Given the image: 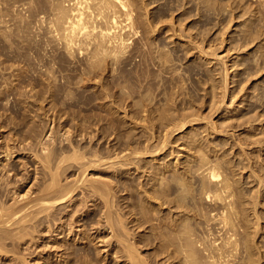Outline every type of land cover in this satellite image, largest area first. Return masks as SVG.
<instances>
[{"label": "bare ground", "instance_id": "bare-ground-1", "mask_svg": "<svg viewBox=\"0 0 264 264\" xmlns=\"http://www.w3.org/2000/svg\"><path fill=\"white\" fill-rule=\"evenodd\" d=\"M147 1V0H146ZM150 1V0H149ZM148 1V2H149ZM157 1V0H156ZM170 1V0H169ZM172 1V0H171ZM170 1V2H171ZM177 1V0H176ZM182 1V0H181ZM180 0L178 1L179 2V4H181L182 5V3L184 4V2H186V0L183 2L182 1V3H180L181 2ZM196 1V0H195ZM197 1H199V0H197ZM209 1V0H208ZM207 1V3H206V0L205 1H203L204 3H206L207 4V7H208V2ZM212 1H214V0H212ZM211 0H210V3H212V9H214V10H218V8H219V6H221V4H222V2H224V1H226V2H224L225 4H230V2H228L227 3V0H224V1H221V4L219 5V4H217V5H219L218 6V8H217V5L216 6H214V4H213V2H212ZM215 1H217V0H215ZM219 1V0H218ZM229 1V0H228ZM236 1L237 0H234V2L236 3ZM247 1H249V0H246L245 2H247ZM251 1V0H250ZM249 1V2H250ZM256 1V0H255ZM263 1V0H262ZM138 2L139 3H141L142 4V2H141V0L139 1H134V0H0V56H2V55H4L5 56V59L6 60H10L11 61V64H12V62L14 61V62H17V61H24V62H26V64H27V62L28 63H30V64H32V65H34V64H37V65H44V67L43 68H41V69H39L40 70V75H39V73H38V75L36 76V77H38V76H40L41 77V79H42V76H43V79L41 80V82L42 83H37V84H41V85H43V83H44V85H45V89H44V86H43V89L42 90H45V91H47V93L49 92V95H44V97L46 96V97H52L53 99H51V100H53V104L55 105V104H57L56 102H58V101H55V100H59V101H61V102H59V104H63V103H65L66 104V100H70L71 98H73V100L74 99H78L79 98V96H78V94L76 93V92H79V90L77 91H74L73 89H75V88H72L73 87V83H74V87H76V88H79V87H77V85L79 84L78 82L80 81H82L83 82V76H87L85 79H89V76H90V78H94V76H95V78L97 79V77H98V75H101V70H104V68H106V67H109V65L110 66H112V68L114 69H112L113 70V73H114V71H115V73H117V74H120V73H118L115 69H117V68H119L120 67V63L122 64H124V68L125 69H128L129 70V68H128V64H130V65H132L131 63H128V61H133V59L132 58H136V59H139V58H137V56H139V54H140V56H142V54L145 52V54H147V55H145V54H143V55H145V57L144 58H146L147 56H148V54H151L150 52H152L153 51V42H154V40L152 39L153 37H154V35H155V29H157V28H155L156 26H154V24H157V23H154L153 22V20H154V18H155V14H157L156 12V8H155V10H152V12L154 11V18H153V14L151 15L152 17H151V19H149V17L148 16H150L149 14H147V11H149L150 9H146V11H143L144 9V7L143 8H141V7H139V6H141V5H138ZM153 2H155L154 0H153ZM153 2H150V3H153ZM159 2V1H158ZM161 2H163V0L162 1H160L159 3H161ZM168 2V0L166 1L165 0V3H164V5L166 4ZM187 2L188 3H190L188 0H187ZM192 2L194 3V4H192ZM192 2L190 3V4H188V6H189V8H191V7H194L195 8V6H193V5H196L197 6V8L199 7L198 5L199 4H195V2H194V0H192ZM200 2V1H199ZM201 2H202V0H201ZM220 2V1H219ZM232 2V1H231ZM234 2H233V4H234ZM241 2H242V0H241ZM243 2H244V0H243ZM257 2V1H256ZM255 2V3H256ZM258 2H260L261 3V0H259ZM264 2V1H263ZM1 3L2 4H4L5 6H3V5H1ZM169 3V2H168ZM168 3L166 4V5H168ZM172 4H173V1L171 2ZM209 3V4H210ZM223 3V5H225ZM251 3V2H250ZM252 3H253V0H252ZM154 4V3H153ZM161 4H163V3H161ZM172 4H171V6H172ZM175 4H178L177 2H175ZM175 4H173V6L175 7ZM186 4V3H185ZM184 4V5H185ZM201 4H203V3H201ZM206 4H203V5H206ZM237 4V3H236ZM238 4H239V2H238ZM238 4H237V7H238ZM244 4V3H243ZM257 4V3H256ZM144 5V4H143ZM148 5V4H147ZM147 5H146V7H147ZM150 5V4H149ZM157 5V4H156ZM155 4H154V6H156ZM180 5V6H181ZM192 5V6H191ZM221 6V7H223V11H222V8H221V10H218V11H216V12H218V14L220 15L221 13V11L224 13V11H225V9H227L226 7H224V6ZM231 5V4H230ZM229 5V6H230ZM242 5V4H241ZM260 4H258V6H259ZM158 6V5H157ZM170 6V8H174L173 6L171 7ZM177 6V5H176ZM178 7V8H182V7H186V6H182V7ZM214 6V7H213ZM227 6V5H226ZM236 6V5H235ZM251 6V5H250ZM263 6V5H262ZM149 7V6H148ZM151 7V6H150ZM149 7V8H150ZM159 7V6H158ZM160 7H162V6H160ZM201 7L202 6H200V8H198V9H196L197 11L198 10H203L204 9V7H202L203 9H201ZM206 7V6H205ZM211 7V6H210ZM205 8V9H207V10H209V9H211V8ZM234 7V6H233ZM232 7V8H233ZM253 6H251V8H252ZM255 7H257V6H255ZM254 7V8H255ZM138 8L139 9H141V10H138ZM163 9L162 10H164V6L162 7ZM176 9H178L177 7H175ZM216 8V9H215ZM225 8V9H224ZM230 8V7H229ZM243 8V7H242ZM244 8L246 9H244L246 12H247V8L244 6ZM248 8H249V6H248ZM261 8V7H260ZM260 8H258V9H260ZM166 9H167V6H166ZM176 9H174V12H171V11H173L172 9H169L170 10V12L172 13H170L169 12V10H164L165 12H168L169 14H171V15H173L174 16V14L173 13H178V12H175L176 11ZM183 9V8H182ZM186 9V8H185ZM188 9V8H187ZM186 9V10H187ZM205 9H204V11H205ZM235 9V8H234ZM250 9V8H249ZM249 9H248V11H249ZM158 10H161V9H158ZM185 10V11H186ZM228 10V9H227ZM243 10V11H244ZM143 11V12H142ZM178 11H181V9H179ZM184 11V10H183ZM211 11H213V10H211ZM210 11V12H211ZM243 11H242V13H241V15H240V17L242 16L243 17V15H245L244 13H246V12H244L243 13ZM263 9H262V12L260 11L259 13H261V15H263L262 13H263ZM144 13V12H146V16L144 17H142V13ZM150 12H151V10H150ZM151 12V13H152ZM161 12V11H160ZM214 12V11H213ZM216 12H214V13H216ZM252 12V11H251ZM250 12V13H251ZM167 13V14H168ZM181 14H186L187 12H180ZM199 13V12H198ZM201 13V12H200ZM202 13H206V12H203L202 11ZM202 13H201V15H202ZM208 13H209V11H208ZM222 13V14H223ZM233 13V12H232ZM145 14V13H144ZM160 14V13H159ZM212 14V13H211ZM221 14V15H222ZM226 14V13H225ZM256 15L258 14V13H255ZM254 14V16L256 17V15ZM158 15V14H157ZM198 15V14H197ZM214 15V14H213ZM212 15V16H213ZM261 15H257L259 18H260V16ZM159 16V15H158ZM157 16V17H158ZM161 17V19H162V14L160 15ZM205 16V15H204ZM206 16H207V13H206ZM205 16V19L207 18ZM208 16H210V13H209V15ZM216 16H218L217 14H216ZM235 16V15H234ZM156 17V19H158ZM202 17V16H201ZM211 17V16H210ZM210 17H208L207 19H209ZM221 17V16H220ZM241 17V18H242ZM247 17V16H246ZM249 17V16H248ZM153 18V19H152ZM168 18V17H167ZM232 18V17H231ZM231 18L228 20V23L229 22H233L234 21V18H233V21L231 20ZM252 18H254L253 17V15H252ZM252 18H251V20H252ZM258 18V19H259ZM261 18H262V16H261ZM165 19V18H164ZM172 18L170 17V20H171ZM192 19V18H191ZM190 19V20H191ZM202 19H204V18H202ZM220 19V18H219ZM247 19V18H246ZM255 19V18H254ZM263 19V18H262ZM169 20V21H170ZM211 20V19H210ZM236 20V19H235ZM250 19L247 21V22H249V21H251ZM264 20V19H263ZM155 21V20H154ZM158 21H160V19L158 20ZM162 21H163V19L161 20V22L160 23H162ZM167 21V19L164 21V23ZM173 21H174V17H173ZM172 21V22H173ZM204 21V20H203ZM209 20H207V22H208ZM219 21V20H218ZM244 21H245V19H244ZM255 21V20H254ZM254 21L252 22L254 25L256 24V23H254ZM259 21V23L261 24V22H260V19L258 20ZM155 22H157V21H155ZM171 22V23H172ZM211 22V21H210ZM246 22V23H247ZM257 22V21H256ZM154 23V24H153ZM168 23V22H167ZM227 23V24H228ZM242 23H244L243 21L241 22V24ZM251 23V22H250ZM250 23H247V25L245 24V25H241V27H243L242 29L244 30V34L246 35V36H248L249 37V35L251 34V36H252V42H249V43H255L254 41L256 40L257 42H260V41H258V40H260V38L262 37H264V36H261L260 35V37H259V34H263V28H264V26H262V24L261 25H259L258 23V25H259V28H258V25L256 26V27H253V24H252V26H250L251 24ZM170 24V23H169ZM161 25V24H160ZM166 25V24H165ZM171 25H175L174 24V22H173V24H170V25H168L169 26V28H170V26ZM219 25V24H218ZM250 26L251 28H249L250 30V33H249V35H247L248 33H247V31H248V29H247V31L244 29V27L246 26ZM158 26H159V24H158ZM164 26V25H163ZM162 26V27H163ZM229 26V25H228ZM228 26L226 27V28H228ZM232 26V25H231ZM263 28H262V27ZM193 27V26H192ZM230 27V26H229ZM241 27H240V31H241ZM253 27V28H252ZM260 27L262 28V32L260 31V33L258 32L259 31V29H260ZM161 28V27H160ZM166 28H167V26H166ZM173 28H175V27H173ZM184 28V27H183ZM222 28V27H221ZM258 29V30H255V29ZM159 29V28H158ZM157 29V30H158ZM162 29H164V28H161V30ZM176 29V28H175ZM224 29V28H223ZM234 29V28H233ZM252 29V30H251ZM168 30V29H167ZM167 30H165L166 31V33H167ZM170 30V29H169ZM185 30V29H184ZM193 30H194V28H193ZM208 30V29H207ZM237 30H238V27H237ZM237 30H236V32H237ZM171 32L172 31H174L175 32V30L174 29H172V30H170ZM179 31V30H178ZM177 31V32H178ZM180 31H182L181 29H180ZM198 31V30H197ZM205 31V30H204ZM212 31V30H211ZM239 31V30H238ZM246 31V32H245ZM163 32H164V30H163ZM169 32V31H168ZM171 32H169V33H171ZM208 32V31H207ZM225 32V31H224ZM227 32V31H226ZM225 32V33H226ZM159 33L161 34V31H159ZM176 33V32H175ZM180 34L182 33V32H179ZM189 33V32H188ZM199 32H197L195 35L197 36V34H198ZM201 33V32H200ZM198 34V35H201V34ZM220 33V32H219ZM242 33V32H241ZM163 34H165V33H163ZM177 34V33H176ZM180 34H178V35H180ZM183 34H184V32H183ZM205 34V33H204ZM166 36L168 35V33L167 34H165ZM174 35V34H173ZM177 35V36H178ZM182 35V34H181ZM189 35V36H188ZM188 35H186V37H189V38H191L192 36H191V33L190 34H188ZM226 35V34H225ZM235 35H237V34H235ZM244 35V37H245V39H246V41L249 39V41H251V37L250 38H248V37H246ZM144 36H145V40H141V39H143L144 38ZM162 36L163 35H161V38H162ZM191 36V37H190ZM209 36V35H208ZM228 36V35H227ZM232 36H234V35H232ZM231 36V37H232ZM240 36H242L243 37V33H242V35H239V37ZM137 37V38H136ZM156 37V36H155ZM154 37V38H155ZM158 37V36H157ZM164 38H166L165 36H163ZM168 37V36H167ZM170 37H171V35H170ZM169 37V38H170ZM175 37V36H174ZM179 37V36H178ZM183 37H185V34H184V36L182 35V38ZM185 37V38H186ZM200 37V36H199ZM207 37V36H206ZM222 37V36H221ZM220 37V38H221ZM236 37V36H235ZM235 37H233V38H235ZM239 37H238V39H239ZM256 37L257 38H259L258 40L256 39ZM159 38V37H158ZM180 38V37H179ZM193 38V40H191V41H193V42H191L190 40H188L189 42H191V43H193L194 44V41L198 38V36H197V38H194V37H192ZM191 38V39H192ZM201 38V37H200ZM211 38V37H210ZM223 38V37H222ZM221 38V39H222ZM160 39V38H159ZM159 39H157V41H156V45L158 46V45H160L159 43H161V41L162 40H160V42L158 41ZM224 39V38H223ZM222 39V40H223ZM235 39H237V38H235ZM235 39H233V40H235ZM240 39H241V37H240ZM240 39H239V41H240ZM255 39V40H254ZM138 40H141L142 42L143 41H145L143 44H144V46H146L147 45V48L145 47V49H147V50H142L140 47H135L133 44V42H137ZM165 40H167V39H165ZM165 40H163L164 42H162V43H165V44H161V46H160V51H159V49H157L158 50V54H160L161 53V49L166 45L167 47H168V49H169V47L171 48V51H172V47H171V45L170 46H168L169 44H168V41L167 42H165ZM170 40H172V39H170ZM169 40V41H170ZM198 40H199V38H198ZM203 39H201L200 41H202ZM217 40V39H216ZM220 40V39H219ZM225 40V39H224ZM262 40H264V38L262 39ZM140 41V42H141ZM183 41H185V39H183ZM197 41V40H196ZM195 41V42H196ZM200 41H198V43L200 42ZM236 41V40H235ZM238 41V42H239ZM135 42V43H136ZM158 42V43H157ZM171 42V41H170ZM179 42H180V40H179ZM188 42V44L190 45V43ZM202 42H204V41H202ZM209 42V41H208ZM238 42H237V45H238ZM243 38H242V40L239 42V45H240V43H242L243 44ZM263 42V41H262ZM133 43V44H132ZM138 43V42H137ZM167 43V44H166ZM171 43H174V42H171ZM181 43H182V41H181ZM181 43H179V44H181ZM197 43V44H198ZM201 43V42H200ZM199 43V44H200ZM215 43V42H214ZM221 43V42H220ZM222 43H223V41H222ZM225 43V42H224ZM249 43H246V44H249ZM142 43H140L139 45H143ZM177 44H178V42H177ZM176 44V45H177ZM183 44V43H182ZM185 44H187V42L186 43H184L183 45L184 46H182V45H180V46H182V47H185ZM192 44V45H193ZM196 44V43H195ZM194 44V45H195ZM202 44V43H201ZM256 44V43H255ZM133 45V46H132ZM138 45V44H137ZM138 45V46H139ZM155 45V46H156ZM162 45H163V47H162ZM189 45H187L188 46V48H189ZM217 45V44H216ZM223 45V44H222ZM234 45V44H233ZM232 45V46H233ZM244 45H245V42H244ZM243 45V46H244ZM250 45V44H249ZM258 45V44H257ZM259 45H261V42L259 43ZM258 45V46H259ZM131 46L134 48H136V52H137V54H136V57H135V55H132V50H134L133 48H132V50H131ZM144 46H142V48L144 47ZM156 46V47H157ZM164 47V49L162 50L164 53H170L169 51H170V49L169 50H167V49H165V48H167V47ZM178 46V45H177ZM186 46V47H187ZM200 46V45H199ZM199 46H198V48H199ZM204 46V45H203ZM212 46V45H211ZM215 46V45H214ZM246 46H248V45H245L243 48L245 49V47ZM252 46V45H251ZM250 46V47H251ZM152 47V48H151ZM156 47H154L155 49H156ZM162 47V48H161ZM173 47H175L174 45H173ZM179 47V46H178ZM177 47V48H178ZM185 47V48H186ZM192 47H195V46H192ZM215 47H217V46H215ZM222 47V46H221ZM230 47V46H229ZM237 47V46H236ZM239 47V46H238ZM241 47V46H240ZM249 47V48H250ZM257 47V46H256ZM150 48L152 49V51H150ZM159 48V47H158ZM187 48V49H188ZM195 48H197V47H195ZM201 48H202V45H201ZM199 49L200 51V54L201 53H203L204 51H206V50H203V49ZM219 48V47H218ZM217 48V49H218ZM231 48V47H230ZM247 48V47H246ZM263 48V47H262ZM262 48H260V49H258L259 51H258V53L260 54V50H262ZM173 49H175V48H173ZM191 49H193V48H191ZM205 49V48H204ZM207 49V48H206ZM213 49V48H212ZM164 50H167L166 52L164 51ZM176 50V49H175ZM174 50V51H175ZM179 50H181V48L179 47ZM196 50V49H195ZM216 50V49H215ZM228 50V49H227ZM230 50V49H229ZM135 51V50H134ZM133 51V52H134ZM155 51L156 50H154V52H152V54L151 55H153V53L155 54ZM189 52L191 51L190 49L188 50ZM187 51V52H188ZM203 51V52H202ZM208 51V50H207ZM214 51V50H213ZM211 52V54L213 53V55H215V54H217V55H215L214 56V58L216 57V58H218L217 56H218V53H216V52ZM236 51V50H235ZM245 51V50H244ZM263 51H264V48H263ZM157 52V51H156ZM160 52V53H159ZM163 52L161 53V55H158L157 53V55L158 56H160V58H162V56H164L163 58H162V61H164L166 58H165V56H166V54L164 55L163 54ZM186 52V53H187ZM199 52H198V54H199ZM218 52V51H217ZM234 52V51H233ZM239 52V51H238ZM262 52V51H261ZM172 53V52H171ZM170 53V54H171ZM181 53V52H180ZM185 53V54H186ZM194 53V52H193ZM192 53V54H193ZM210 52H208V54H209ZM253 53H255L254 55L255 56H257V53H256V51L255 52H253ZM264 53V52H263ZM262 53V57L264 58V54ZM131 54V55H130ZM155 54V58L157 59V58H159V57H157V55ZM163 54V55H162ZM175 54H176V57L179 55V53H178V55H177V52L175 51ZM220 54V53H219ZM223 54V53H222ZM221 54V55H222ZM240 54V53H239ZM251 54V53H250ZM258 54V55H259ZM151 55H149V56H151ZM172 56H173V53L171 54ZM181 55V54H180ZM180 55L178 56L179 58H180ZM190 55V54H189ZM204 55V54H203ZM213 55H211V57H213ZM261 55V54H260ZM130 57V56H132L131 57V59L132 60H129L127 57ZM134 56V57H133ZM172 56H170V55H168L167 54V58L169 57H171L170 59H172ZM175 56V55H174ZM173 56V58H175ZM196 56V55H195ZM224 56V55H223ZM222 56V57H223ZM228 56V55H227ZM252 56V55H251ZM250 56V57H251ZM153 57V58H154ZM177 57V58H178ZM189 57V56H188ZM221 57V56H220ZM243 57V56H242ZM259 57V56H258ZM141 58V57H140ZM144 58H143V61H144ZM148 58V57H147ZM146 58V60L148 61H150L151 62V59H147ZM169 58H168V62H169ZM198 59H199V57H197ZM201 59L203 58V57H200ZM228 58V57H227ZM248 58H249V56H248ZM247 58V59H248ZM253 58V57H252ZM262 58V60H264ZM4 59V58H3ZM5 59L3 60V61H5ZM128 61H127V60ZM164 59V60H163ZM188 59V58H187ZM219 59H221V58H219ZM236 59V58H235ZM240 59V58H239ZM250 59V58H249ZM256 59V57H254V59L253 60H255ZM258 59V58H257ZM260 59V58H259ZM13 60V61H12ZM139 60H141L142 61V58L141 59H139ZM145 60V62L147 63V61ZM153 60V59H152ZM160 60V59H159ZM159 60H157V64H158V62H159ZM172 60H174V59H172ZM172 60H170V62L169 63H172V65H173V62L175 61H173V62H171ZM181 60H183L182 58L179 60V61H175V64L173 65V66H175L176 65V62L178 63H180L181 62ZM203 60V59H202ZM229 60V59H228ZM238 60V59H237ZM261 60V59H260ZM259 60V61H260ZM124 61H126L125 63H124ZM140 61V62H141ZM161 61V60H160ZM162 61L161 62H159V64L161 63V64H163L162 63ZM166 61V60H165ZM164 61V62H165ZM207 61V60H206ZM222 61H224V60H222ZM225 61H227V60H225ZM249 61V60H248ZM252 61V60H251ZM256 61V60H255ZM254 61V62H255ZM6 62V61H5ZM4 62V63H5ZM24 62H23V65H21L20 67L22 68V67H24V68H26L25 67V64H24ZM73 62V65L71 64ZM154 62H155V64H156V61L154 60ZM167 61H166V63H164V64H166V65H168L169 63H168ZM183 62V61H182ZM181 62V63H182ZM195 62V61H194ZM197 62V61H196ZM205 62V61H204ZM215 62V61H214ZM216 62H217V60H216ZM221 62V61H220ZM239 62H240V60H239ZM246 62V61H245ZM253 62V63H254ZM257 62V61H256ZM40 63V64H39ZM136 63H137V65H138V67H139V64L141 65V63H139L137 60H136ZM136 63L133 65V67L134 66H136ZM139 63V64H138ZM142 63H144V62H142ZM145 63V64H146ZM151 63H153V61L151 62ZM168 63V64H167ZM179 64V65H182V64ZM249 63V62H248ZM247 62H246V65L248 64ZM262 63V62H261ZM16 64V63H15ZM17 64H19L18 62H17ZM16 64V65H17ZM22 64V63H21ZM57 64V65H56ZM154 64V63H153ZM153 64H150V66L148 65V68L150 69V67L151 66H153V70H151L152 71V73H155V71H154V65ZM156 64V65H157ZM158 64V66H161V64L159 65ZM163 64V66L165 67L166 65H164ZM204 64V63H203ZM220 64V63H219ZM237 64V63H236ZM260 64V63H259ZM256 65L257 66V68L258 69H264V65L261 67V64L260 65ZM263 64V63H262ZM32 65H30L29 67L30 68H33L32 67ZM36 65V66H37ZM57 66V71L59 70V72L60 71H62V72H60L61 73V75H60V73L59 72H57L56 71V66ZM119 65V66H118ZM126 65V66H125ZM171 65V64H170ZM172 65H171V67H172ZM178 65V64H177ZM179 65H178V68L179 69H181L180 67H179ZM237 65H239V64H237ZM251 65V64H250ZM5 66V65H4ZM10 65H8V67H9ZM27 66V65H26ZM121 66H123V65H121ZM209 66H211V65H209ZM225 66V65H224ZM235 66V65H234ZM249 66V65H248ZM255 66V65H254ZM260 68H259V67ZM6 67V66H5ZM5 67H4V69H5ZM7 67V68H8ZM13 67H15V65L13 66ZM13 67H11V68H13ZM19 67V68H20ZM38 67H40V66H38ZM130 67V66H129ZM132 67V66H131ZM133 67H132V69H133ZM144 68L143 69H145V67H147V66H143ZM163 67V68H164ZM167 67H169L170 68V66L168 65ZM198 67V66H197ZM203 67V66H202ZM229 67H230V65H229ZM227 65L225 66V69H224V71H221V78L222 79H220L221 80V82H218V81H215V78H212V77H210V75L208 74V76H209V78L211 79V81H210V83L212 84L210 87H211V91H208L209 92V94H211V96L209 95L208 96V99H210L209 101H207L206 100V102L208 103H206L205 102V100L203 99V101L206 103V105L207 106H209V110L207 111V113H204V111H203V113H200V112H202V111H200L201 109H202V107H201V109L199 110V106L198 107H196V101H195V103H194V100L195 99H197V97L196 98H193L192 100H190V96H193L194 95V93H193V95H191L192 93H190L189 94V100L191 101V104H190V102H188L189 103V108L190 109H188V108H186V110H181V111H177L178 112V114H176L175 113V111H174V113H172L173 111V109H178V108H181V107H178L177 105V103L175 104L174 102V104H170V102H169V104L168 103H166L165 105V107H162V105H163V103L161 104V106H160V108H159V106H158V108H154L155 106L157 107V105H155L154 106V103H155V101H156V99H155V101H154V103L152 104V105H150L151 103V92L153 91V88H154V83L156 82V80L154 79V76L153 75H151L152 77H150V76H148V78L147 77H145L146 79H149V77L150 78H152V79H149L148 81H146V79H145V81H143L144 79H143V76L142 77H140V79H138L137 78V76H141L140 74H144V73H146V74H144V76L145 75H147V73L148 74H152V73H149V72H146V71H144L143 72V70H141V72H140V69H138L139 70V73H138V70L136 71L138 74H137V76H135L138 80H141V82H143V85H144V90L143 91H145V93H143L142 92V94L141 93H139V90L140 89H138L137 91H138V94H137V96H138V98H139V100H137V101H135L134 99V102H136L135 104H136V108H135V105H133L132 103H133V100L131 101V95L134 93L132 90H129L128 88H127V86H126V88L124 87V86H119L118 85V83L119 84H121V85H128L129 86V84H135L136 85V83H137V81H135L136 83H134L133 82V79H134V74L136 73L135 72V70H132L131 68V70L132 71H134L133 73L131 72V70L129 71L130 73L128 74V78L126 77L127 76V74H124L123 75V77L124 78H127V79H129V81H130V78H131V73L133 74V79L131 80L132 82H128L129 84H127L126 83V80L127 79H125V81H124V78L123 79H121V80H123L124 81V83L125 84H123V81H121L120 80V77L122 76H120V75H118V81H120V82H118V81H116L117 80V78L113 75V73L111 74V76H113V77H115L114 78V81H116L114 84H117V85H115V86H119V87H121V91L119 92V91H117V92H119L118 94H120L121 95V100L120 101H122V99H123V97L125 96V94H124V96H123V93H125L126 92V95H127V93H128V95L127 96H129L130 98H128V100H130L131 101V104L134 106L133 108V110L131 109V107H130V109L132 110V116L130 115V117L131 118H128V119H130V121L129 122H131L132 124H133V129L131 130V128H129V131L127 132L126 131V128L124 129V127H126V126H124L122 129L120 128V126H121V124L120 123H122L123 121H121L120 120V116H119V118H117V120L116 119H114V121H113V118H115V116L117 115V114H120V113H116L115 114V116L112 118V117H110V115L108 116V118L106 117V116H101L100 115V111L101 110H99V112L97 111V115H99V117H100V120H99V124L101 123V122H103V121H105L104 119L105 118H107V120L108 121H105V122H109V124H113V125H118L119 126V124H120V126L118 127V126H116L117 128H118V130L116 131V127L115 126H113L114 128H115V130H114V132L116 133L115 134V137H112L113 139H115L114 141H112V142H114V143H111V145H109V143L108 142H110L111 141V139H110V137H111V135L109 134V138H107V137H102L104 140H105V138H107L108 139V141L106 142V143H108V145L109 146H106V147H102L103 145H101V146H97V143H98V141H97V143H96V147L95 146H92V145H94L95 143H94V141L92 142V143H94V144H92L90 141H89V147L87 148V146H88V144H86L87 146H86V148L85 149H82V148H84V146L83 147H81L79 144H77V142L75 143L74 142V140L72 139V137H74V136H76V135H74V136H71V138H70V134L68 135L67 133H70V131H72V133L71 134H73V132H75L76 134L78 133L77 131L78 130H86L87 131V128H89V127H87V125L89 124V122L88 121H86L85 122V120L87 119V118H89V117H87V116H85V117H87L86 119H82V122L84 121L85 122V128L83 129V128H81V127H84V123L82 124V122L81 123H79V122H77V121H81V117L83 116L82 114L86 111V114L88 115L89 113H87V110H85L86 109V107H88V103H87V106H86V104H85V106H84V104L82 103V107H84V108H81V109H84L85 111H82V110H80V107H81V104H80V107H78L77 108V105H76V108L78 109V110H80V111H78L77 110V112H80V113H82L81 115L79 114V113H77L76 112V108L73 110V108L75 107V105H73V104H71L72 106H74L73 108L71 107V112H75V118H77L76 120H75V118H74V121H72V120H70V119H73V116H72V118H68L67 116H68V110L70 109L69 107H67V105H66V107L67 108H69L67 111L66 110H64L66 113H63V114H66L67 116V118L69 119V120H67V121H70V123H71V126H72V124H73V122H75V124H80L81 125V129L79 128L78 130L76 129H74L73 127H75V128H77L78 127V125H77V127L74 125V126H72V128L75 130H71V128H70V130L68 131V127L66 128V126H65V124H70L69 122L68 123H64L63 124V126H65V128L66 129H64V130H67V131H62V136L60 137V136H58L60 139H57V138H55V136H54V130L56 129V133H57V131H59L60 129H59V127H58V130H57V125L59 124H55L56 126V128L55 129H53V131H52V129H51V127H49V125L48 124H46L45 126L44 125H42L41 126V128L43 129V132H38V130L39 131H42V130H40L41 128L39 127V124H37L35 121H37V119L35 120L34 118H35V115H36V113H35V111L33 110L34 108L32 107L31 108V106H34V103H30L29 101V104H31V106H27L26 108L27 109H31V110H28V116H31V112L30 111H32V115H34L33 114V112L35 113V115H34V117H33V121L32 120H30V121H32L33 123H29V124H27L28 123V119L27 118H25V116L23 115V114H25V112H26V108L24 107V109H25V112L23 113L21 110H20V105L21 104H23V102H27V100L26 99H29V98H35V97H32L31 95L29 96V93L30 92H32V90L31 89H33V90H35L34 91V94L35 93H37L36 91L37 90H39V89H37L36 90V87L38 86H35V89H34V85L36 84L35 82H36V79H35V82H34V85L33 86H31L32 84H31V82H32V80H30L32 77H30V79H29V83H30V87H32L31 89H30V91H29V93H28V96L26 95V90L25 89H23L24 87L25 88H27V84H29V83H26V85H24V83L22 84V82H21V85L19 84V85H16V83L17 82H14L17 78L15 77V74L16 73H10V74H13V76H11V77H14V78H16V79H14V78H11V79H9L10 78V75L8 76V78L7 77H5L6 79H4V82L3 83H5L6 84V87H5V85L4 84H2V86L4 85V87L3 88H5V89H1V91H0V101H2L0 104H5V105H7L9 108H11V109H13V110H11L12 112L13 111H15V112H17L18 111V109L20 110V112L22 113V115L24 116H21V117H23V121L24 120H26L27 122H26V126L27 125H29L28 127H26L25 126V129H24V132H26L27 130V128L29 129V131H27L26 132V134L27 135H25L24 134V132L22 131V133L25 135H23L24 136V138L22 139V138H20L21 137V133H17V134H20V135H18V136H20V137H18L17 135H16V138L18 139H16L15 137H14V139H12L13 141H12V143H10V139L8 140V142H5L3 145H0V256L1 255H4L5 253H7L8 251H10V250H8L6 247H8V246H6L5 247V245L6 244H8V240H13L11 243L13 244V242L15 243V241L18 239V238H25V236L27 235V234H29V231H30V228L31 229H36L37 227H39L38 225H41V224H46L47 223V226H48V230H51V229H53V231H55L56 229H55V226L56 227H58V225H57V222H55V220H57V218L55 217L56 215L55 214H57V213H55L54 215L55 216H53L54 218H56L55 220H52V213L53 212H51V209L53 208V209H55V206H56V204H57V201L58 202H60V200L62 201V202H64V199H72L73 200V196H72V193L74 192V191H76V189H77V187H79L81 190V193L85 190V189H83V191H82V188H81V185H83L84 187H85V185H86V187L85 188H87V189H89V191H91L92 193H98L99 194V196L101 197H99L100 199H101V202H103V206L101 207V217L97 220V223H96V218L94 219V217L92 216V220H94V223H96L97 225H98V227L97 228H95L96 230L100 227L101 229H102V227H103V229L105 230V231H108L107 232V234H103V233H98V235H97V237H99L100 239H98V240H100L102 243V245L103 246H109V248H110V246L111 245H113L115 242H116V247L118 246V245H120V248H118L119 250L118 251H120L119 253L120 254H122V256H124L125 258V260L126 261H128V264H262V261H263V258H264V253H262V251H261V249H260V246H258V245H260V243L258 244L257 243V239H256V237L258 236L257 234L259 233V231H260V227H259V224H260V221H259V219H260V217L261 216H259L260 214H258L257 213V204L259 203H262V202H259V201H261V199L259 200L258 198L261 196V195H258L257 193H259V192H261L260 190H259V188L257 189L258 191H256V190H254V191H256L257 193V195H255L254 194V192H252V195L250 194H248V191H246L245 190V186L243 185V183L241 182V179L239 178V177H237V175H238V171L236 172V166L234 165L235 163H234V160H232V159H230V156H229V154L232 152V148L230 149V147H229V149L231 150V152H229L227 149H225V147L224 146H228L229 144H225V145H221L222 146V148H223V150L221 151V149L222 148H220L219 146H218V141H217V139L218 138H220L219 136H222V137H224V136H228L229 134V132L230 131H232V132H230V134L231 135H233L234 136V131H235V127H232V126H230L231 128H232V130H230V131H228L229 130V125H231L230 124V122L232 123V121H231V118H230V122L228 121V119H229V117L227 116V115H225V112H224V114H221L220 115V117L218 118V119H214V117H213V114H215V112H217V111H220V108H222V107H220V105H221V103L224 101L225 102V97L227 96V94L228 93H230L231 92V95H232V91L233 90H230V81H229V78L230 77H228V68H229ZM251 67V66H250ZM253 67V66H252ZM251 67V68H252ZM10 68V67H9ZM18 68V67H17ZM34 68H35V65H34ZM110 68V67H109ZM108 68V69H109ZM140 68V67H139ZM141 68H142V66H141ZM147 68V69H148ZM162 68V69H163ZM166 68V67H165ZM169 68L168 69H166V71L168 70L169 71ZM173 68V67H172ZM176 68V69H175ZM207 68V70H210V69H208V67H206ZM255 68V67H254ZM23 69V68H22ZM27 69L28 70H30L29 68H28V66H27ZM67 69H70V70H72L73 72H75L74 74L75 75H77V76H75L74 74H73V72H72V74L74 75V77H72V76H70V75H68L71 71L69 70V73H67V74H64L65 73V71H67ZM96 69H97V72H96ZM107 69V68H106ZM107 69V70H108ZM120 69H122V67L120 68ZM119 69V70H120ZM125 69H124V71L123 72H125V73H127L126 71H125ZM135 69H137V68H135ZM156 72L157 71H159L160 69H161V67H160V69L159 68H157L156 67ZM159 69V70H158ZM174 69L176 70V72H177V70H179V69H177V66H175L174 67ZM197 69V68H196ZM202 69V68H201ZM215 69V68H214ZM248 69V68H247ZM256 69V68H255ZM263 69L262 70H260V71H262L263 72ZM2 70V69H1ZM17 70V69H16ZM18 70H20V69H18ZM38 70V69H37ZM39 70H38V72H39ZM146 70V69H145ZM175 70H174V72H175ZM199 70V69H198ZM204 70H205V67H204ZM238 70V69H237ZM242 70V69H241ZM257 70V69H256ZM255 70V71H256ZM3 71V70H2ZM34 71V70H33ZM93 71H95L96 72V74H95V72H93ZM105 71L106 70H104V72H102V73H105ZM111 71V70H110ZM121 71V70H120ZM119 71V72H120ZM150 71V70H149ZM154 71V72H153ZM180 71V70H179ZM184 71V70H183ZM212 70H210L209 72H211ZM217 71V70H216ZM248 71V70H247ZM251 71V72H250ZM250 73H252V70L250 69ZM3 72H5V71H3ZM8 72V71H7ZM17 72V71H16ZM21 72V74H20V76H19V78H22V74L24 73L23 71H20ZM56 72L61 76V78L60 77H58L59 75H57L56 74ZM68 72V71H67ZM112 72V71H111ZM122 72V71H121ZM143 72V73H142ZM164 72H165V70H164ZM170 72V71H169ZM181 73H182V71H180ZM203 72H205V71H203ZM208 72V71H207ZM223 72V73H222ZM239 72V71H238ZM34 73V72H33ZM32 73V74H33ZM37 73V72H36ZM94 74V75H91V74ZM106 73H108V71H106ZM105 73V74H106ZM110 73V72H109ZM114 73V74H115ZM179 73V72H178ZM180 73V74H181ZM197 73V72H196ZM200 73V72H199ZM253 73H254V71H253ZM256 73V72H255ZM258 73V72H257ZM261 73V72H260ZM3 74V73H2ZM18 74H19V72H18ZM17 74V75H18ZM30 74V73H29ZM29 74H28V76H29ZM71 74V73H70ZM71 74V75H72ZM123 74V73H122ZM158 74H160V73H158ZM157 74V75H158ZM164 73H162V74H160L161 76L163 75ZM167 74H170V73H167ZM173 74V72L170 74V75H172ZM210 74H212L211 76H215V74L213 75V73H210ZM217 74V73H216ZM231 74V73H230ZM236 74H238V73H235L234 74V76L236 75ZM27 75V74H26ZM42 75V76H41ZM108 76H109V74H107ZM116 75V74H115ZM129 75H130V78H129ZM155 75V78H156V74H154ZM186 75H187V73H186ZM202 75V74H201ZM218 75H220V74H218ZM3 76H4V74H3ZM6 76V75H5ZM23 76H24V74H23ZM28 76H25L26 78H29ZM33 76H34V74H33ZM34 76V77H35ZM103 76H104V74H103ZM103 76H102V79H103ZM108 76H107V78H108ZM117 76V75H116ZM120 76V77H119ZM167 76V75H166ZM179 75H177L176 77L177 78H181V76L180 77H178ZM188 76V75H187ZM200 76V75H199ZM236 76H238V75H236ZM253 76V75H252ZM251 76V77H252ZM257 76V75H256ZM24 77V78H25ZM40 77H38V78H40ZM106 77V76H105ZM157 77H160V76H157ZM164 77V76H163ZM162 77V78H163ZM173 77V79H174V75L172 76ZM172 77H170V78H167V79H171L172 80ZM175 77V78H176ZM189 77H191L190 75H189ZM219 77V76H218ZM93 78H92V80H93ZM95 78H94V80H95ZM99 78H101L100 76L98 77V82H101V80L99 79ZM122 78V77H121ZM135 78V80H137ZM165 78V77H164ZM176 78V79H177ZM188 78V77H187ZM199 78V77H198ZM207 78V77H206ZM256 78V77H255ZM79 79H81V80H79ZM111 79L113 80V78L111 77ZM110 79V80H111ZM143 79V80H142ZM155 80V82H154V80ZM159 79V78H158ZM160 79H161V77H160ZM160 79L159 80H157V81H160ZM166 79V80H167ZM183 79V78H182ZM186 79V78H185ZM236 79V78H235ZM249 79V78H248ZM262 79V78H261ZM23 80V79H22ZM38 80V79H37ZM40 80L38 81V82H40ZM43 80H45V81H43ZM104 81H105V79H103ZM164 80V79H163ZM163 80L162 81H160L161 83L163 82ZM184 80V79H183ZM200 80V79H199ZM205 80V79H204ZM264 80V79H263ZM3 81V80H2ZM1 81V82H2ZM17 81H19V80H17ZM33 81H34V79H33ZM86 81V80H85ZM84 81V82H85ZM106 81H107V79H106ZM106 81H105V86H106ZM128 81V80H127ZM175 81V82H174ZM173 82L172 81H166L167 83H169V82H172L173 83V85L172 86H169V85H166V86H168V87H172L173 89L175 88V86H176V88L178 87L177 85L178 84H180V83H178L177 85H174V83H177V81H180L179 79L178 80H174ZM202 81V80H201ZM207 81H208V79H207ZM213 81V82H212ZM261 81V80H260ZM77 84H76V83ZM81 82V83H82ZM83 82V83H84ZM89 82H91V81H89ZM94 82V81H93ZM118 82V83H117ZM144 82H146L145 84H144ZM160 82H159V84H160ZM164 82H165V80H164ZM162 83L163 85L162 86H164V84H167V83ZM217 82L218 83H220V84H217ZM262 82V81H261ZM19 83V82H18ZM85 83H87V81L85 82ZM94 83H97V82H94ZM102 84H103V82H101ZM112 83V84H113ZM158 83V82H157ZM156 83V85H158ZM181 83H182V81H181ZM207 83V82H206ZM209 83V84H210ZM233 83V82H232ZM260 83V82H259ZM69 84H71L72 85V87L71 86H69ZM108 85H110L109 83H107ZM111 84V85H112ZM138 84H139V82H138ZM137 84V85H138ZM140 84H142V83H140ZM139 84V85H140ZM170 84V83H169ZM184 84V83H183ZM246 84V83H245ZM249 84V83H248ZM40 85V86H41ZM80 85H82V87H83V85L84 84H80ZM79 85V86H80ZM88 86H90L89 84H87ZM94 85V84H93ZM101 85V84H100ZM107 85V86H108ZM161 85V84H160ZM258 85V84H257ZM1 86V85H0ZM22 87V86H24L23 88H20V87ZM86 86V85H85ZM88 86L86 87L88 90H89V88H88ZM97 86V85H96ZM105 86H103L104 88H105ZM113 86V85H112ZM142 86V85H141ZM140 86V87H141ZM165 86V87H166ZM174 86V87H173ZM180 86H181V84H180ZM186 86H187V84H186ZM262 86V85H261ZM8 87V88H7ZM29 87V86H28ZM39 87V86H38ZM70 87V88H69ZM98 87H99V84H98ZM109 87V86H108ZM114 87V86H113ZM113 87H112V89H113ZM130 87V89H131V87L132 88H135V87H137V86H135L134 87V85H130L129 86ZM182 87L183 86H181V90H182ZM202 87V86H201ZM218 87L219 88H221V89H219L220 90V92H217V90H218ZM263 87V86H262ZM39 88H42V87H39ZM81 88V87H80ZM79 88V89H80ZM101 88V87H100ZM117 87H115V89H116ZM156 88H157V90L156 91H158V88L159 87H157L156 86ZM172 88H166L168 91V98H170V96H173V95H175L174 93H173V90H171ZM179 88L180 87H178L177 89H178V91H177V89L175 90L174 89V92L175 91H177V92H181L182 93V95H183V97L185 96V93H183L181 90H179ZM191 88V87H190ZM203 88V87H202ZM234 88H236V87H234ZM242 88V87H241ZM244 88V87H243ZM92 89H97L96 87L95 88H92ZM92 89H90V90H92ZM102 89V88H101ZM101 89L99 90L100 92H101ZM109 89H111L110 87H109ZM137 88H135L134 90H136ZM162 89V88H161ZM161 89H159V90H161ZM166 89H164V91L163 92H165V90ZM188 89V88H187ZM207 89V88H206ZM254 89V88H253ZM42 90H39V91H41V92H43ZM83 90H85L84 89V87H83ZM105 90H107V87H106V89ZM105 90H104V92H105ZM117 90H119L118 88H117ZM154 90H155V88H154ZM169 90L173 93V95H170V93L171 92H169ZM184 90V89H183ZM189 90V89H188ZM205 90V89H204ZM203 90V91H204ZM242 90V89H241ZM240 90V91H241ZM249 90V89H248ZM262 90V89H261ZM261 90H260V92H261ZM27 91H28V88H27ZM97 91V90H96ZM99 91H98V93H99ZM102 91H103V89H102ZM110 92L111 91H116V90H109ZM108 90H107V92H109ZM141 91H142V89H141ZM187 91V90H186ZM74 93V94H77V96L76 95H74V96H76V98L75 97H71V98H68V97H70L69 96V94L70 93ZM92 92H93V90H92ZM92 92L90 91V93L89 92H86V93H89L88 95V99H90L89 101H91V103L94 101V100H96L95 98H93V94H92ZM107 92H105V94H108ZM113 92H111V94L112 95H114L113 94ZM117 92H116V94H117ZM123 92V93H122ZM136 92V91H135ZM155 92V91H154ZM166 92V93H167ZM177 92H175L176 93V95L178 94ZM185 92V91H184ZM188 92V91H187ZM186 92V93H187ZM190 92V91H189ZM211 92V93H210ZM72 93L70 94V95H72ZM81 93H83L84 94V91H81ZM80 93V94H81ZM85 93V94H86ZM95 93V92H94ZM97 93V94H98ZM102 93V92H101ZM101 93H100V95H99V97L101 96ZM122 93V94H121ZM157 93V92H156ZM181 93H179L180 95H181ZM203 93H205V92H203ZM243 93V92H242ZM254 93V92H253ZM32 94V93H31ZM33 94V95H34ZM39 94H41L40 92H39ZM39 94H37V96H36V98L35 99H37L38 98V96H39ZM43 94H45V92L43 93ZM96 94V93H95ZM95 94H94V96H95ZM111 94H109V96L111 95ZM131 94V95H130ZM155 94V93H154ZM208 94V93H207ZM255 94H257V93H255ZM26 95V96H25ZM62 95H63V97H67L66 99H65V101H64V98L62 97ZM112 95H111V97H112ZM158 95H159V91H158ZM164 96H162V97H165V94H163ZM167 95V94H166ZM170 95V96H169ZM175 95V96H176ZM179 95V96H180ZM234 95H236V94H234ZM13 96H16L15 98H13ZM23 96H25V97H28V98H22ZM35 96V95H34ZM83 96V95H82ZM104 96V94L102 93V96L101 97H103ZM109 96H106V98H103V99H105L107 102H108V100L110 99V98H108ZM123 96V97H122ZM126 96V97H127ZM134 96H136V93L134 94ZM187 96V95H186ZM204 96H205V94H204ZM238 96H240V95H238ZM41 97V96H40ZM39 97V98H40ZM86 97H87V94H86ZM95 97H97V95L95 96ZM101 97L100 98H97V100H99V99H101ZM117 97V96H116ZM126 97H125V99H126ZM159 97V96H158ZM174 97V96H173ZM177 97V96H176ZM175 97V98H176ZM188 97V96H187ZM187 97H185V98H187ZM206 97V96H205ZM210 97V98H209ZM234 97V96H233ZM237 97V96H236ZM235 97V98H236ZM252 97V96H251ZM257 97V96H256ZM259 97H261V96H259ZM38 98V99H39ZM42 98H43V96H42ZM42 98H40L39 100H41ZM63 98V99H62ZM82 98V97H81ZM84 98V97H83ZM119 98V99H120ZM132 98H136V97H132ZM161 98V97H160ZM166 98V97H165ZM167 98V99H168ZM178 98V97H177ZM176 98V99H177ZM181 98V97H180ZM232 98V97H231ZM239 98V97H238ZM242 98V97H241ZM244 99H242L243 101L244 100H246L245 98L246 97H243ZM247 98H249V97H247ZM255 98V97H254ZM17 99H18V102H19V100L21 101V102H19V103H21V104H19V107H18V104H16V102H17ZM37 99V100H38ZM44 99V98H43ZM48 99V98H47ZM47 99H45V100H47ZM80 99V98H79ZM79 99H78V101H79ZM92 99H94L93 101H92ZM111 99H113V98H111ZM115 99V98H114ZM113 99V100H114ZM137 99V98H136ZM171 99V98H170ZM179 99V98H178ZM177 99V100H178ZM263 99H264V96H263ZM37 100H35V101H37ZM49 100V99H48ZM85 100H86V98H85ZM96 100V101H97ZM104 100V101H105ZM118 100V99H117ZM127 100V99H126ZM161 100V99H160ZM163 100V99H162ZM177 100H176V102H177ZM181 101L183 100V98H181L180 99ZM186 100V99H185ZM198 100V99H197ZM233 100H234V98H232L231 99V102L230 103H232L233 102ZM237 99H235V101H236ZM255 100V99H254ZM253 99H252V101H254ZM258 100H261L260 98H258ZM16 101V102H15ZM41 101H43V100H41ZM81 101H84V99L83 100H81ZM81 101H80V103H81ZM89 101H87V102H89ZM104 101L103 102H101L100 100H99V103H100V105L99 104H94L95 103V101L93 102V104L94 105H96V106H94L93 105V107H96L97 108V106H102L103 105V103H104ZM109 101H111V100H109ZM119 101V100H118ZM165 102L167 101L166 99L164 100ZM171 101H172V99H171ZM179 101V100H178ZM181 101H180V103H181ZM202 101V102H203ZM242 101V102H243ZM248 101V100H247ZM263 101V100H262ZM17 102V103H18ZM32 102V101H31ZM44 102V101H43ZM46 102H48V101H46ZM51 102V101H50ZM49 102V104H51ZM55 102V103H54ZM69 102H71V100L69 101ZM73 102V101H72ZM86 102V101H85ZM98 102V101H97ZM112 102V101H111ZM111 102H109L110 104H112ZM153 102V101H152ZM160 102V101H159ZM159 102H157L158 104H160ZM164 102V103H165ZM187 102V101H186ZM239 102V101H238ZM241 102V103H242ZM264 102V101H263ZM73 103H75V102H73ZM118 103V102H117ZM130 103V102H129ZM179 103V104H180ZM199 103V102H198ZM197 103V104H198ZM240 103V102H239ZM248 103V102H247ZM258 103V102H257ZM261 103V102H260ZM25 104V103H24ZM28 104V103H27ZM26 104V105H27ZM52 104V105H53ZM59 104H57V105H59ZM64 104V105H65ZM79 104V103H78ZM110 104H108V108H110L111 106H110ZM124 104H126L125 103V101H124ZM128 104V103H127ZM127 104L125 105V109L124 110H126V106H127ZM181 104H183V103H181ZM202 104H204V103H202ZM225 104V103H224ZM223 104V105H224ZM227 104V103H226ZM233 104V103H232ZM261 104H263V103H261ZM51 106L50 105V107L54 110V107L56 108V106ZM89 105H91L92 106V104H89ZM117 106L118 104H116L115 102H114V106ZM173 105V106H172ZM205 104H204V107L206 106ZM229 105V104H228ZM244 105V104H243ZM249 105V104H248ZM255 105V104H254ZM253 105V106H254ZM15 106H16V108H15ZM79 106V105H78ZM107 103L105 104V109L107 110ZM110 106V107H109ZM121 106H122V104H121ZM120 106V108H122ZM154 106V107H153ZM164 106V105H163ZM180 106V105H179ZM186 106V107H187ZM203 106V105H202ZM227 106V105H226ZM225 106V107H226ZM232 106V105H231ZM240 106V105H239ZM264 106V105H263ZM7 107V109H9ZM18 107V108H17ZM23 107L21 106V108L23 109ZM43 107V106H42ZM50 107H49V109H50ZM59 107H60V105H59ZM59 107H58V109H59ZM61 107L62 108H64V106H62L61 105ZM65 107V108H66ZM123 107H124V105H123ZM183 107V106H182ZM185 107V106H184ZM241 107V106H240ZM262 107V106H261ZM89 108H91V110H92V107H89ZM99 108H101V107H98L97 109H99ZM112 108H113V104H112ZM112 108H110V110L112 109ZM115 108V107H114ZM118 108V107H117ZM197 108V109H196ZM207 108V107H206ZM233 108V107H232ZM252 108V107H251ZM264 108V107H263ZM7 109H5V110H7ZM49 109H48V111H49ZM57 109V108H56ZM56 109H55V111H54V113H53V116H55V115H59L60 117L62 116V114H60L59 112H60V110H57L58 111V113L59 114H55L56 113ZM94 109V108H93ZM103 110H104V107L102 108ZM129 109V110H130ZM188 109V110H187ZM241 108H239L238 107V109H236L237 110V112H238V110L239 111H241V110H243V108L240 110ZM248 109H250V108H248ZM256 109H257V107H256ZM44 110H46V109H44ZM96 110V109H95ZM95 110H93V111H90V109H88V112H92L93 113V115H92V113H90L93 117L91 118V119H94L95 118V116H96V118H98L97 117V115H95L94 114V112H96ZM123 110V109H122ZM123 110V111H124ZM128 110V108H127V111H129ZM179 110V109H178ZM200 112H199V111ZM260 110V109H259ZM258 110V111H259ZM264 110V109H263ZM262 110V111H263ZM10 113H12L10 110H8ZM24 111V110H23ZM82 111V112H81ZM108 111V110H107ZM112 111H114V110H112ZM112 111L110 112L109 111V114H114V113H112ZM120 111V110H119ZM224 111V110H223ZM254 111H255V108H254ZM44 112V111H43ZM71 112H69V114H71ZM103 113H105L104 111H102ZM101 112V113H102ZM114 112H116V110L114 111ZM117 112H118V110H117ZM180 112V113H179ZM237 112L235 111V113L236 114H234L233 113V115L236 117V115H237V117H238V114H237ZM242 112V111H241ZM76 113H77V116L79 115V117H77L76 116ZM125 113H128V112H126L125 111ZM125 113H124V115H125ZM171 113L173 114V115H177L176 117L174 116L173 117V115H171ZM227 113V112H226ZM239 113V112H238ZM18 114H19V112H18ZM74 114V113H73ZM72 114V115H73ZM256 114H258L257 112H255L254 113V115H252V116H254V117H256ZM262 114H264V113H259L258 115H257V118H256V120H258V121H260L261 122V120H263V118L264 117H262L261 118V116H262ZM0 115H2V112L0 113ZM7 115V114H6ZM6 115L4 116V118L6 117ZM11 115H13V113L11 114ZM10 114L9 115H7V117H8V119L10 120L11 119V117H9V116H11ZM38 115H40V114H38ZM105 115V114H104ZM108 115V114H107ZM121 115V114H120ZM124 115H122L123 117H124ZM127 115H129V114H126V116L125 117H127ZM216 115V114H215ZM232 115V116H233ZM243 115H245V114H243ZM243 115H241V117H240V115H239V119H240V121H245L244 123L246 124V121H247V117H246V115H245V117H242ZM52 116V115H51ZM89 116V115H88ZM121 116V117H122ZM218 116V115H217ZM231 116V117H232ZM249 116H251V115H249ZM2 117V116H1ZM0 117V119L2 120V118ZM17 116L16 115H14V117L12 116V118H13V120H14V118H16ZM27 117V116H26ZM32 117V116H31ZM47 117H48V115H47ZM50 117V116H49ZM49 117L47 118L48 120H46V123H50V120H49ZM59 117V118H60ZM84 117V116H83ZM84 117V118H85ZM116 117H118V116H116ZM124 117V118H125ZM129 117V116H128ZM236 117V118H237ZM19 118V117H18ZM30 118V117H29ZM52 118H55V117H52ZM58 118V119H59ZM95 118V119H96ZM242 118H243V120H242ZM245 118H247L246 120H244ZM17 119V118H16ZM102 119V120H101ZM118 119H119V121H118ZM122 119V118H121ZM127 119V120H128ZM233 119H234V117H233ZM232 119V120H233ZM239 119H237V120H235L234 119V121H238L239 122ZM249 119H251V118H249ZM248 119V120H249ZM18 121H17V123L19 122V120H21V119H17ZM21 120V121H22ZM45 120V119H44ZM56 119H54V121H55ZM118 121L119 122V124H117L116 123V121ZM126 120V119H125ZM254 120V119H253ZM5 121H7V120H5ZM14 121H16V120H14ZM20 121V125L19 126H23L22 124V122ZM53 121V123H56V122H54ZM64 121V120H63ZM66 121V122H67ZM101 121V122H100ZM113 121V122H112ZM198 121L200 122H203V128L205 129V133L204 134H206L207 135V132L209 133V136L211 135V133H212V135H214V136H211L212 137V139L210 138L209 139V137L208 138H206V139H209V140H206L204 137H202L201 135L199 136V131L195 128V126L193 125V124H197L198 123ZM234 121H233V123H232V125L234 124ZM11 122V121H10ZM13 122V121H12ZM25 122V121H24ZM45 122V121H44ZM62 122V121H61ZM87 122H88V124H87ZM91 122V121H90ZM93 122H95V121H93ZM115 122V123H114ZM129 122H127V123H129ZM228 122H229V124H228ZM248 122V121H247ZM249 122H251V120H249ZM264 122V121H263ZM262 122V123H263ZM16 122H14V126H17V124H15ZM22 123V124H21ZM95 123H98V122H95ZM95 123L93 124V123H91V125L89 124L88 126H90V128L91 127H95L94 128V130H91V131H94V132H92L93 134H96L98 131H96V133H95V130L98 128V125H96L97 126V128H96V126H94L95 125ZM104 123V122H103ZM102 123V124H103ZM131 123H129V124H131ZM253 123V122H252ZM42 124V123H41ZM43 124H45V123H43ZM62 124V123H61ZM87 124V125H86ZM92 124H93V126H92ZM106 125H107V123H105ZM124 124V123H123ZM201 124V123H200ZM199 124V125H200ZM250 124V123H249ZM24 125H25V123H24ZM38 126V128H36L37 126ZM83 125V126H82ZM106 125H103V128L105 127V129H107V127H106ZM125 125H127V124H125ZM239 125H242V124H238V126H237V124L235 125V126H237V127H239ZM244 125V124H243ZM260 125H262V124H260ZM51 126L52 127H54L52 124H51ZM123 126V125H122ZM121 126V127H122ZM190 126V128H189V130H186L188 127ZM18 127V126H17ZM46 127V128H45ZM101 127H102V125H101ZM111 127V126H110ZM113 127L112 128H109V130H111V132L110 133H112V134H114V132H112L113 130ZM129 127H131V126H129ZM134 127H141L140 129H138V130H141L140 131V135H139V137L137 138V136H138V131L136 132L135 130V128ZM199 127H201V126H199ZM224 127L225 128H227L228 130H227V132H225V129H224ZM262 127V126H261ZM21 128V127H20ZM22 128H24V127H22ZM21 128V129H22ZM51 129V133H49V136L47 135V131H48V129ZM62 128V127H61ZM89 128V129H90ZM103 128H101V130L103 131ZM120 128V129H119ZM128 128V127H127ZM202 127H201V129H203ZM230 128V129H231ZM243 128V127H242ZM36 129H38L37 130V132H36ZM91 129H93V128H91ZM105 129H104V131H105ZM199 129V128H198ZM200 129V132L202 131ZM234 129V130H233ZM239 129V128H238ZM252 129V128H251ZM23 130V129H22ZM81 130V131H82ZM98 130V129H97ZM100 130V129H99ZM122 130V131H121ZM131 130V131H130ZM185 130V131H184ZM263 130H264V128H263ZM262 130V131H263ZM86 131H85V133L82 131V133H83V135L84 134H86ZM98 132L99 134H101V133H104V132ZM108 131V130H107ZM183 131V132H182ZM207 131V132H206ZM247 131V130H246ZM252 131H255V130H252ZM0 132H2V131H0ZM14 132H16V129H15V131ZM45 132V133H44ZM126 132H127V134H126ZM179 132H182L181 134L179 133ZM202 132H204V131H202ZM243 132V131H242ZM41 133H43L41 136H40V134ZM54 133V134H53ZM74 133V134H75ZM109 133V132H108ZM177 133H179L178 135H177ZM247 133H249V131H247ZM257 132H255V134H256ZM39 134V135H38ZM50 134L51 135H53V136H50ZM80 134V135H79ZM79 134H77V135H79V137L81 136V138H80V140H79V138H78V136H77V139L74 137V139H76V140H78V141H81V139H82V137H83V135H81V133H79ZM88 134H91V133H89L88 132ZM98 134V135H99ZM104 134H106V133H104ZM104 134H102V135H104ZM135 134H137V136H135ZM240 134V133H239ZM249 134H253V132L251 133H249ZM248 134V135H249ZM2 135H3V133H2ZM48 136L49 138H48V140H44V137L45 136ZM56 136H57V134H55ZM97 135V134H96ZM101 135V136H102ZM107 135V134H106ZM177 135V136H176ZM231 135H229V136H231ZM235 135H236V133H235ZM242 135V134H241ZM13 136H14V134H13ZM85 136H87V134L86 135H84V137ZM91 136H93V135H91ZM108 136V135H107ZM113 136V135H112ZM233 136H232V138H233ZM240 136V135H239ZM243 136V139H244V135H242ZM251 136V135H250ZM34 137V138H33ZM38 137V138H37ZM88 137H89V135H88ZM96 138H99V137H97V136H95ZM237 137V136H236ZM247 136L245 135V138H246ZM20 138V139H19ZM46 138V137H45ZM87 137H85L84 138V140L83 141H85V139H86ZM90 138V137H89ZM88 138V139H89ZM95 138V139H96ZM101 138V137H100ZM227 138V137H226ZM231 138V137H230ZM239 138V137H238ZM248 138H251V137H247V139ZM253 138H254V136H253ZM260 138H262V136L260 137ZM263 138H264V132H263ZM47 139V138H46ZM56 139H57V141L58 140H60L59 142H60V145H57V144H59V142H57L56 143V145H55V141H56ZM87 139V140H88ZM92 139H94V136H93V138ZM94 139V140H95ZM110 139V140H109ZM112 139V140H113ZM222 139V138H221ZM224 139V138H223ZM228 139V138H227ZM227 139H224V141L225 140H227ZM247 139H244V141L245 140H247ZM252 139V138H251ZM259 139V138H258ZM27 140V141H26ZM33 140V141H32ZM35 140V141H34ZM230 140V139H229ZM261 140L262 139H259V140H252L254 143L255 142H257V143H259V142H261ZM65 141H67V142H65ZM82 141V142H83ZM224 141H223V143L222 144H224ZM243 140H242V138L240 137V139L238 140V139H236V143L237 144H232L233 146H236V145H238V146H236V147H238L239 148V150L237 151V153L239 154V156L240 157H242V163H241V168H243V170L244 169H246V168H248V170H250V174H249V176H250V178H251V176L253 175H255L256 176V178L258 177V186L257 187H260L261 188V186L260 185H262L263 184V182H264V177H262L261 176V173L263 172H261V170H262V168H260V174L257 172V171H259V169L256 171V169L253 167V165H252V160L250 161V159H252L250 156V154H249V156H248V154H246V153H248V152H245L246 150H245V146H246V148H247V144L244 142ZM2 142V141H1ZM85 142H88V141H85ZM100 142H102L100 139H99V143ZM104 142V141H103ZM176 143V144H178V145H175V146H180L178 149H176L175 150V146H174V144L173 143ZM228 141H226L225 143H227ZM234 143H235V140L233 141ZM247 142V141H246ZM253 142H251L250 141V143H253ZM264 142V141H263ZM34 143H36V144H34ZM80 143V142H79ZM90 143L92 144V145H90ZM244 143L246 144V145H244ZM84 144V143H83ZM103 144H105V142L103 143ZM169 144H172V145H169ZM261 145L263 144V143H260ZM36 145H39V146H37L36 148H38V150L40 149V151H38L36 148H35V146ZM249 145V144H248ZM258 145V144H257ZM218 146V147H217ZM230 146V145H229ZM233 146H231V147H233ZM256 146V145H255ZM227 148V147H226ZM237 148V149H238ZM25 149H28L29 151H30V153L28 154L29 156H32V158L33 159H35L34 161H36V164L34 165L33 163H32V165H34V168H32V166H31V164H28V162L27 161H25L24 162V160H23V166L21 167L22 168V170L24 171V172H22V173H20L19 174V172H18V169L17 170H14V171H12L13 170V168H15L14 166H15V164H13L11 161V164L9 163V165H8V167H7V160L11 157V156H13V153H15L17 150H18V152H19V150H21L22 152L23 151H25ZM233 149H234V147H233ZM257 149V148H256ZM255 149V150H256ZM254 150V151H255ZM32 151V152H31ZM22 152H20V153H22ZM26 152V151H25ZM25 152H23V153H25ZM174 152H176V154L177 155H172V154H174ZM253 152V151H252ZM260 152V151H259ZM22 153V154H23ZM28 153V152H27ZM233 153V152H232ZM257 153H258V151H257ZM26 154V153H25ZM161 154H164V155H162L161 156ZM169 154H171L172 155V159L170 158V156H169V158L170 159H166V158H168L167 156L169 155ZM254 154V153H253ZM252 154V155H253ZM259 155V154H258ZM255 156V155H254ZM260 156V155H259ZM174 157H176V158H174ZM238 157V156H237ZM250 157V158H249ZM6 158V160L5 161H7V162H5L4 163V159ZM150 158V159H149ZM239 158V157H238ZM256 158V157H255ZM260 158H261V156H260ZM11 159V158H10ZM9 159V160H10ZM31 159V158H30ZM32 159V160H33ZM245 159H247V160H245ZM71 160V162H72V160H75V161H77V163H78V167H76V166H74V167H76L74 170H76V169H79L78 170V172H77V175H79V176H77V180L74 182V181H72V180H69L68 178H69V175L70 174H68L67 175V173H68V169H70L69 167H71V169H72V164H70L71 162H69ZM152 160H154L153 162H151ZM257 160H259V158L257 159ZM256 160V161H257ZM30 161V160H29ZM247 161V162H246ZM3 162V163H2ZM251 162V163H250ZM261 162V161H260ZM263 162V161H262ZM105 164L104 166L107 168H111L112 169V172L113 173H115L116 175H112L110 178L111 179H108V177H107V179L106 180H104L103 178L104 177H102L100 174H99V176H101L100 178H94L93 177V175H94V172H88V170L91 168H96L97 169V167L99 166L100 167V165L101 164ZM259 163V162H258ZM257 163V164H258ZM20 164V163H19ZM75 164V163H74ZM73 164V165H74ZM106 164H107V166H106ZM254 164V163H253ZM256 164V163H255ZM252 165V166H251ZM259 165V164H258ZM263 165V164H262ZM10 166H12V167H10ZM255 166V165H254ZM264 166V165H263ZM31 167V168H30ZM99 167H98V170H99ZM256 167V166H255ZM262 167V166H261ZM102 168V167H101ZM108 168L105 170V168H103L102 169V172H103V170H105L106 172H107V170H108ZM264 168V167H263ZM70 169V170H71ZM40 170V171H39ZM101 170V169H100ZM110 170V169H109ZM108 170V172H111V170L109 171ZM131 170H133V171H131ZM129 171H130V173L131 172H133V173H135L136 171H137V173L136 174H134V176H133V173H132V176L133 177H129V176H131L130 174H129ZM38 172H39V174L41 173L42 175H43V178H42V180H41V177L42 176H40L39 174H38ZM70 172V171H69ZM101 172V173H102ZM125 172V173H124ZM242 172V171H241ZM258 174H257V173ZM73 173V172H72ZM79 173V174H78ZM112 173V174H113ZM122 173H124V175L122 176L121 174ZM129 174V176H128V174ZM263 174V173H262ZM72 175V174H71ZM70 175V176H71ZM96 175V174H95ZM98 175V174H97ZM110 175H111V173H110ZM121 175V176H120ZM40 176V177H39ZM73 176V175H72ZM75 176V177H76ZM129 177V178H127V177ZM242 176V175H241ZM240 176V177H241ZM248 176V177H249ZM264 176V175H263ZM40 178V179H39ZM67 179L69 180V181H67ZM74 179V178H73ZM34 180V182H32V185H30V187L29 188H27V190L24 192L23 191V186L24 185H28L29 183H31V181H33ZM64 180H66V182H63ZM254 180H256V179H254ZM72 181V182H71ZM35 182H38V183H40V185H38L37 183V190H36V192H35V190H33V186H35ZM262 183V184H261ZM115 187H118V188H115ZM254 188V187H253ZM255 189V188H254ZM262 189H263V187H262ZM120 192H119V191ZM87 191V190H86ZM116 191H118L119 193H118V196H120L119 194L121 193V191H129L130 192V194L132 195V198H131V196H130V199H131V201H130V199H129V201H126L125 200V198H123L125 201H126V203H125V201L123 202V199L121 200V199H119V200H117L115 197H114V195L116 196L117 194H115V192ZM90 192V193H91ZM125 192V193H126ZM33 193H35L34 195H33ZM86 194H88V191L87 192H85ZM92 193H91V195L89 194L88 196L89 197H91L92 196ZM251 193V192H250ZM85 194V195H86ZM95 194H93V195H95ZM124 194V193H123ZM261 194H262V192H261ZM97 195V194H96ZM96 195H95V198H96ZM128 195V194H127ZM87 196V197H88ZM126 196V195H125ZM86 197V196H85ZM87 197H86V199H87ZM88 197V198H89ZM122 197V196H121ZM97 198H98V196H97ZM113 198H115V200H117V201H119L118 202V204H121L122 202L123 203H125L126 205H124V206H128V205H132V208L130 209L129 207V210H127V208L125 209V210H127V211H129L128 213V215H133V217L131 216V218L130 219H132L131 221H133V222H135V223H137L138 225H135V226H140L141 228L142 227H144V223H145V221H144V219H146V217L144 218V217H142V219L143 220H140L139 218V212H141V211H147V210H149L150 209V213H148V214H150L151 215V210H153V212H155L156 214H157V212L156 211H154L155 209L158 211V209H164V207L167 209L166 211V214H165V216H163V213L165 212H161V209H160V211L158 212V214L157 215H160L161 213H162V215H160V216H163V217H166L165 219H168V221L166 220V227H168L169 229V232H168V234H166V233H162L163 231L164 232H167L168 230L166 229V231H165V228L166 227H164V230H161V226H159L158 227V225H160L161 224V222L163 221H161L158 225H155L156 226V228L155 229H150V230H154V231H157L156 229H159L160 228V230H161V233L164 235H161V236H163V237H161V236H156L157 234H155L154 236H156L155 238V240H152L151 241V239H154V236H152V234L154 233H152V231H151V236L153 237V238H149L150 239V241H149V239H148V242L150 243V248H151V242H155V244H154V252H155V260L153 259L154 258V256H153V252H150L151 253V255H146V254H149V252L148 253H144L143 254V252H142V244H140V243H142L143 241L142 240H144V239H141V238H143V235H144V233H143V235H141V233L143 232H139V234H140V236H142L141 238H139L140 236H137V237H135V234H134V239L133 240H130V233L128 232V229H130V228H128V226H130L131 225V222H130V225H128V226H126L127 224H128V222L126 223L125 222V220H126V218L127 217H124V211L122 212V214H121V216L123 215V217L122 218H125V220H123L122 218H121V216H119L120 215V212H121V209H119V208H121V207H117L116 208V206H114L113 207V205H118V204H115V202H117V201H115L114 202V199ZM120 198V197H119ZM129 198V197H128ZM261 198H263L264 199V197H262L261 196ZM12 200V202H10L9 203V201H11ZM24 200H26V201H24ZM88 200V199H87ZM93 200V199H92ZM24 201V202H23ZM91 201V200H90ZM89 201V202H90ZM96 201V200H95ZM122 201V202H121ZM85 202V201H84ZM93 202V201H92ZM96 202H98V204L100 203L99 202V200H97ZM61 203V202H60ZM86 203V202H85ZM91 204H93V203H91ZM97 204V203H96ZM102 204V203H101ZM258 204V205H259ZM95 205V204H94ZM122 205V204H121ZM82 206V205H81ZM95 206H98V205H95ZM101 205L99 204V207H100ZM124 206H122V209L123 208H125ZM147 206V207H146ZM87 207V206H86ZM98 207V208H99ZM143 207H145V209L143 208ZM260 207V206H259ZM116 208V209H115ZM141 208H143V209H141ZM147 208V209H146ZM158 208V209H157ZM53 209H52V211H53ZM70 209V208H69ZM115 209V210H114ZM117 209H119V213L117 212L118 210ZM56 210V209H55ZM78 209L76 208V209H73L72 211H74V212H76ZM98 210V209H97ZM126 211V212H127ZM153 212H152V215L151 216H155L156 217V214L154 213L153 214ZM161 212V213H160ZM131 213V214H130ZM126 215H127V213H125ZM141 214H144L143 212H141ZM146 215V216H150V215ZM92 214H90V216H91ZM96 215H97V213H96ZM95 215V216H96ZM99 216H100V214H98ZM72 216V215H71ZM142 216H144V215H142ZM60 217V216H59ZM73 217V216H72ZM155 217L153 218L154 220H155ZM60 218H62V217H60ZM88 218V217H87ZM148 218V217H147ZM150 218V217H149ZM147 219L148 221L150 220V219ZM152 218V217H151ZM157 218H158V216H157ZM59 219V218H58ZM71 219V218H70ZM83 219V218H82ZM129 219V220H130ZM162 219V218H161ZM61 220V219H60ZM91 220V221H92ZM77 221L78 220H70V221H68V222H66V223H62L63 221H61V225H60V227H62V229H61V233L65 230H68L67 231V234H68V232H73L74 231V228H75V226H74V223H77ZM82 221H85V220H82ZM90 221V220H89ZM89 221H85L86 223H85V227H87L86 225H88V222ZM127 221V220H126ZM148 221H146V223H148ZM52 222V223H51ZM60 222V221H59ZM58 222V223H59ZM80 222V221H79ZM93 222V221H92ZM92 222H89L90 224L92 223ZM125 222V223H124ZM144 222V223H143ZM151 222V221H150ZM149 222V223H150ZM153 222H155V221H153ZM159 222V221H158ZM157 222V223H158ZM49 223H51V224H49ZM134 223V224H135ZM143 223V224H142ZM145 223V224H146ZM149 223L147 224V225H149ZM44 224V225H45ZM89 224V225H90ZM95 224V225H96ZM142 224V225H141ZM81 225V224H80ZM83 225H84V222H83ZM94 225V226H95ZM133 225V224H132ZM147 225H145V227H147ZM150 225H151V223H150ZM150 225H149V227H150ZM134 226V227H135ZM154 226V227H155ZM164 226V225H163ZM45 227H46V225H45ZM85 227H83L82 229H78L80 232V234H81V239L83 240L82 242H85V240L84 239H86V238H93L91 235H93L92 233H90V232H88L89 230L86 228L85 229ZM93 227V226H92ZM139 227V228H140ZM151 227H152V225H151ZM137 228V227H136ZM140 228V229H141ZM91 229V228H90ZM138 229V228H137ZM140 229H138V231L140 230ZM145 228H143V229H141V230H144ZM149 229V228H148ZM88 230V231H87ZM99 230V229H98ZM97 230V231H98ZM104 230H102V231H104ZM140 230V231H141ZM149 230V231H150ZM159 230V231H160ZM64 231V232H65ZM91 231V230H90ZM101 231V230H100ZM99 231V232H100ZM137 231V232H138ZM145 231V230H144ZM159 231H158V235H160L159 234ZM75 232H76V230H75ZM148 232V231H147ZM147 232H145L146 234H148ZM32 233V232H31ZM136 233V232H135ZM75 235H77V233H75ZM136 235H137V233H136ZM149 235H150V233H149ZM107 236H108V238H107ZM129 236V237H128ZM18 237V238H17ZM76 237V236H75ZM75 237H73L74 239H72V240H77L78 238H75ZM96 237V236H95ZM133 237V236H132ZM27 238V237H26ZM32 238H34V237H32ZM90 238V239H91ZM111 240H110V239ZM147 238V237H146ZM16 239V240H15ZM15 240V241H14ZM79 240V239H78ZM109 240V241H108ZM138 240H141L140 241V243L138 242ZM99 241V242H100ZM137 242L141 245H139V244H137ZM144 242H145V240H144ZM143 242V246L145 245V247H146V245H148L149 243L147 242V243H144ZM17 243H19V242H17ZM22 243V242H21ZM97 243V242H96ZM95 243V244H96ZM61 244V243H60ZM63 244V243H62ZM62 244H61V246H62ZM65 244V243H64ZM63 244V245H64ZM101 244H99V245H101ZM17 245V244H16ZM48 245V244H47ZM66 245H68L67 243H66ZM66 245H64V246H66ZM139 245V246H138ZM153 245V244H152ZM18 246V245H17ZM55 246V245H54ZM59 247H60V245H58ZM58 246L56 247V248H58ZM263 246V245H262ZM28 247V246H27ZM145 247H143V249L145 248ZM15 248H17V247H15ZM66 249H68L67 247H65ZM69 248H70V246H69ZM84 248V247H83ZM86 248V247H85ZM83 249L82 251L81 250H79V252L78 251H76L77 252V254L75 255V256H77L76 258H75V256H71V255H73V254H75V253H73L70 249H68L69 251H70V253H68L69 254V259L68 258H66V259H68V262H69V260H73L74 261V259H76V260H80V263L79 262H77L78 264H92L91 262H90V258L91 257H89V254L91 253V252H88L87 250H88V248H87V250L86 249ZM149 248V249H150ZM97 249H99V248H97ZM148 249V248H147ZM99 250H101L102 252H109L107 249H105V248H103V249H99ZM151 250V249H150ZM12 251V250H11ZM26 251V250H25ZM57 251H59V250H57ZM69 251H67V252H69ZM116 249L114 250V252H112V253H117L118 252ZM264 251V250H263ZM5 252V253H4ZM13 252V251H12ZM73 254H72V253ZM9 254V253H8ZM67 254V253H66ZM67 254V255H68ZM108 254V253H107ZM106 254V255H107ZM119 254V255H120ZM164 254V255H163ZM6 255V254H5ZM30 255V254H29ZM56 255H57V253H56ZM63 254L61 253V254H58V256H62ZM105 255V256H106ZM159 255H161L162 257H159V258H157L156 256H159ZM91 256V255H90ZM117 256V258H118V255L116 254V255H114V257H116ZM151 256H153L152 257V259L154 260H152V259H149V257L151 258ZM71 257L73 258V259H71ZM20 258V257H19ZM88 258H89V261H88ZM120 259H121V257H120ZM153 262H152V261ZM24 261H27V260H24ZM62 261V260H61ZM72 261V262H73ZM121 261V260H120ZM28 262V261H27ZM34 262V261H33ZM39 262V261H38ZM65 262V261H64ZM90 262V263H89ZM168 262V263H167ZM29 263H30V261H29ZM66 263V262H65ZM73 263H75V262H73ZM95 263V262H94ZM93 263V264H94ZM23 264H25V263H23ZM76 264V263H75Z\"/></svg>", "mask_w": 264, "mask_h": 264}, {"label": "rangeland", "instance_id": "rangeland-1", "mask_svg": "<svg viewBox=\"0 0 264 264\" xmlns=\"http://www.w3.org/2000/svg\"><path fill=\"white\" fill-rule=\"evenodd\" d=\"M134 1H136V0H134ZM137 1H138V0H137ZM139 1H140V0H139ZM148 1H149V0H147V1H146V0H141L142 4L138 2V5H141V6H139V7H141V8L144 7V8H143V9H144L143 11H146V9L148 8V9H150L151 12H152V10H155V8H156V11H157L156 13H157L159 16H158L157 14H155L154 11L151 13L150 10L147 11V14L150 13V14H149L150 16H148L149 19H151L152 16H153V18H154V16L156 15L155 18H154V20L157 21V22H155L154 20H153V22H154V23H157V24H154V23H153V24H154V26L157 25L155 28H157V29L159 28L158 30L155 29L156 32H155L154 37H155V36H156V37H155V38L153 37L152 39H153V40L155 39V40H154L155 43H156L157 39H159V38H160V39L158 40L159 42H160V40H162L161 43H159L160 45H158V46L153 42V51H152V49H151L152 47L150 48V51L154 52V50H156L157 52L155 51V54H156V53L158 54V50H157V49H159V51H160V46H161V44H165V43H162V42H164L163 40L167 39V40H165V42L168 41V44H169L168 46L171 45V47H172V51H171V48L169 47V49H170L169 52H170V53L172 52V53H173V56L175 55V56H174L175 58H173V56L171 55L172 53H171V54L168 53V52H167V53H164V52L162 51L166 45H165L164 47H163V45H162L163 48L161 47V48H162V49H161V53L163 52V54H164V55L166 54V56H167V54L170 55V56H172V59H174L175 61H179V60L182 58L183 60H181V62H182V61H183V62H182V63L180 62L182 65H179V64H180L179 62H178V63L176 62V65H175V66H177V69H179V68H178V65H179V67L181 68V69H179V70L182 71V73H181L179 70H177V72H176V70H175L176 68L174 69L175 66H173V65L175 64V61L172 60V59H170L171 57H170V58L168 57V58H169V62H170V60H172L171 62L174 61V62H173V65H172V63H169V62H168V58L165 56V58H166L165 60L169 63V64L167 63V64L170 66V68H169V67H167L168 65L164 64V63H166V61H165L164 59H163V60H164L165 62L162 61V58H163L164 56H162V58H160V56H158V55H161L160 52H159L160 54H158V55L156 54L157 57H159V58H157V59L154 57V56H155L154 53H153L154 56L151 55L152 52H150L151 54H148V56H147L148 58L146 57L147 59H151V62L153 61L154 64L151 63L149 60L147 61L146 58H144L145 55H147V54H145V52H144L143 54H145V55L142 54V56H140V54H139V56H137V58H139V59L142 58V61L139 60V59H136V58H132L133 61H128V60L126 59V60L128 61V63H131V62H132V63H131L132 65H130V64H128L126 61H124V63L126 62V63L128 64V68H129V70L124 68V64H123V63H122V64L120 63V64H119L120 67L117 68V69H115V70H116L118 73H120V74H117V73H115V71H114V73H115L117 76L113 73V70H114V69H113L112 66H110V65H109L110 68H109V67H106L107 69L109 68L108 70H107L106 68H104V70L108 71V73H106V71H105L106 74H105V73H102V72H104V70H101V72H100L101 75H98V77L100 76L101 78H99V79L101 80V79H102V76H103V74H104L103 79H105V81H106V79H107V81H106V86L104 85V84H105V81H104L103 79L101 80V82H103V84H102L101 82H98V77H97V79L95 78L96 75L94 76L95 80H94L93 77H92V78H93V80H92V78H90V76H89V79H85L87 76H83V77H84V78L82 79L83 82L86 80L87 83H85L86 81H85L84 83H83L82 81H81L82 83L79 81V82H78L79 84L77 85V87H79V88L81 87L80 89L74 87V86H75L74 83L72 84L73 87H72L71 84H69V86H71L72 88H75V89H73L74 91H76L77 89L79 90V92H76V93L78 94V96L80 95V96H79L80 99L78 98V99H79V101H78V99H74V100H73V98H71V97H75V98H76L77 94H74L75 92H74V93L71 92L72 95H70L71 93L69 94L70 97H68V98H71V99H70L71 102H69V101H70L69 99L65 101V99H66L67 97H63V95H62V97L64 98V101L66 102V104H65V103H63V104H59V102H61V101H59V100H55V101H58V102H56V103L60 105V107H59V105H57V104L54 105V104L52 103V102H53V100H51V99H53L52 97H46L47 95H49V92L47 93V91L42 90V89H43V86H44V89H45V85H44V83H43V85H41V84H37V83H42L41 80L43 79V76L41 75V76H42V79H41L40 76H38V77H40V78H38V77H36V76L38 75V73H39V75H40L41 72H40L39 69L43 68L44 65L41 66V65L34 64V65H35V68H34V65H32V64H30V63H28V62H27V64H26V62H24V61H22V62H21V61H17V62L19 63V64H17V62H14L13 60H12L13 62H12V64H11V61H10V60H6V59H5V56L2 55V56H0V85H1V86H0V91H1V89L4 87V85H5V87H6V84L3 83V82H4V79H6L5 77L8 78V76L10 75V78H9V79L14 78V77H11V76H13L14 73H16V74H15V77L17 78V79L14 78V79H16L14 82H17L16 85H19V84L21 85V82H22V84L24 83V85H26V83H29V82H30V81H29L30 77H32L30 80H32V82H31L32 85H31V86H33V85H34V82H35V79L37 78L38 80L36 79V82H35L36 84H35L33 87H34V89H35V86L38 85L39 87H42V88H39V87L37 86V87H36V90L39 89V90H42L43 92L37 90V91H36L37 93L34 94V91H35V90L31 89L32 87H30V83L26 85L27 88H28V91H27V88H25L24 86H22V87L19 86V87H20V88H23V87H24L23 89L26 90V92H27L26 95H27V96H28V93H29V91H30V89H31L32 92L29 93V96L31 95L32 97H35V98H36L37 94H39V92H40L41 94H39L38 98H39L40 96H41L40 98H42V96H43L44 99L42 98L41 100H43L44 102L41 101V100H39L40 98H39V99L37 98L38 100L35 99V98H29V99H26L27 102L25 101V102H23V104H21V103H19V102H21V101L19 100V102H18V99H17V102H18V103H17L16 101H15V102H16V104H18V107H19V104H21L20 107H19L20 110L24 113V112H25L24 107H25V108H26L27 106L29 107V106H31L32 103H34V106H31V108H32V107L34 108L33 110H34L35 113H36V115H35V113L33 112V114L35 115V118H34V119H35V120L37 119V121H35V120H34V121H35L36 123L38 122L37 124H39V127H40V128H41L42 125L45 126L46 124H48V125L50 124L49 127H51L52 131H53V129H55L56 127H57V130H58V127H59L60 130L57 131V133H56V129L54 130V133L57 134V136L53 133L54 136H55V138H57V139H60L58 136H60V135L62 134V131H63V132H64V131H67V130H64V129H66L67 127H68V128H67L68 131L70 130V128H71V130H74V129H75V130H76V129L78 130V129L81 127V125H80L79 123L82 122V119L84 120V119H86L87 117H89V118H87V119L85 120V122L88 121L90 125H91V123L94 124L95 122H98V123H95V125H94V126L98 125V128H97V126H96V128H97L98 130L96 129V130H95V133H96V131L101 132V131H102L101 128H103V125H106L105 123H107V125H106L107 129H105V127H104L102 132L106 133L108 136H107L106 134H104V133L99 134L98 132L96 133L97 135H96V134H93L92 132H94V131H91V130H94L95 127H91V128H93V129H91L90 126H88V125H89L88 122H87L88 125H87V124H86V125H87V127H89L90 129L87 128V131H86V130L84 129V128H85V122L83 121L82 124L84 123V127H81V128H83L84 130H82L81 128H80V129H81L84 133H85V131H86L87 136H85V137H87V138L85 139V141H88V142L83 141L84 138H85L84 135H86V134L83 135V133H82L81 130H78V131H77V132H78L77 134L81 133V135H83V137H82L83 140L81 139V141L76 140V139H77V136H78L79 140H80L81 136L79 137L80 134L77 135V134L75 133V132H76L75 130H74L75 132H73V134H71L72 131H70V133H67L68 135L70 134V138H71V136L76 135V136H74L76 139H74V137H72V139L74 140L75 143L77 142V144H79L81 147L84 146V148H82V149H85V148H86V146H87L86 144H88L87 148L89 147V141H90V142H91V141H92V142L94 141L95 144L91 142V143L94 144V145H92V144L90 143V145H92V146H95V147H96V143H97V141H98L97 146H101V145H103L102 147H106V146L111 145V143H114V142H115V141H114L115 139H113L112 137H115V134H116L115 132L118 130V128L116 127V126H118V125H113V124H109V122H105V121H108L107 118H108L109 115H110V117H112L113 115L115 116L116 113H120L121 115H120V114H117V115H116V116H118V117H116V116H115V118H113L114 116L112 117V118H113V121H114V119L117 120V118H119V116H120V120L123 121L122 123H120L121 126L123 125L122 127H121L120 124H119V122H120L119 119H118L119 122L115 120L116 123L119 124L120 128L122 129L124 126H126V127H124V129L126 128V131H127V132L129 131V128H131V130L133 129V124H132L131 122H129L130 119H128V118H131L130 115L132 116V113H133L132 110L134 109V108H133V107H134L133 105H135V108L138 106V105L136 106V104H135L136 102H134V100L137 101V100H139V98L141 97V96H140V97L138 98V96H137L138 91H137V90L140 89V90H139V93H141V94H142V92L145 93V91H143V90H144V89H143V88H144L143 82H141V80H138V79H140V77L143 76V79H144V80H143V79H142V80L145 81V79H146L145 77L148 78V76L152 77L151 75H153L155 80H156V79L159 80L160 77H161L160 81H162V80L164 79V80H165V82H164V80H163L164 83H167V82H166L167 80L173 82L174 80H178V79H179L180 81H177V83H174V85H177L178 83H180L181 86H183V87H182V90H181V86H180V84L177 85L178 87H180L179 90H181L183 93H185V96H184V97H183V95H182V93H181L180 91L177 92V91H178V89H177L178 87L176 88V86H175V88H174L175 90L177 89V91H175V92H177L178 94L176 95V93L174 92V89H173L172 87H168V86H166V85L172 86V85H173L172 82H169L170 84L167 83V84H164V86H162V85H163V84H162L163 82L161 83L160 81H157V80H156V82H155V80L153 79L154 82H155V83H154V84H155V85H154L155 90H154V88H153V91L151 92L152 95H151V102H150L151 104H150V105H152V104L154 103L155 99H156V101H155V103H154V106L157 105V107H156V106H155V107L153 106L155 109L158 108V106H159V108H160V106H161L162 103H163V105H164V106L162 105V107H165V106L167 105L166 103L169 104V102H170V104H174V103L176 104V103H177V104H178L177 106H178V107H181V108H178L179 110H178V109H177V110H176V109H173V110H172V111H173L172 113H174V111H175V113H176L177 111H181L182 109H183V110H186V108L190 109V108L188 107V106H189V103H188V102H190V104H191V101H190V100H192L193 98H196V97H197L198 100L195 99V100H194V103H195V101H196L195 104H196V107H198V106L200 107L199 110H200L201 107H202V109L200 110V111H202V112H200L199 110H198V111H199L200 113H203V111H204V113H207V111L209 110V106L206 105V103H207L206 100H207V101L210 100V99H208V96H209V95L211 96V94H209L208 91H211V87H210V86L212 85V84L210 83L211 79L209 78L208 74L210 75V77L215 78V81H218V80H219L218 82H221V80H220V79H222V78H221V75H222V74H221V71H224L226 65H227L228 67H229V65H230V67L228 68V77H230V78H229V81H230V85H229L230 87H229V88H230V90H233V91H232L233 93H232V95H231V92L227 94V96L225 97V102L223 101V102L221 103V105H220V107H222V108H220V111L215 112L216 115L213 114V117H214V119L216 120V119H218V118L220 117L221 114H224V112H225V115H227V116L229 117L228 121H229L230 118H231V121H232V123H233L234 119H235V120L239 119V115H240V117H241V115L245 114L246 117L248 116V117H247L248 119L251 118V119H249V120H251V122H249V120H248L247 118H245L244 120L247 119V121H248V122L246 121V124L244 123L245 121H240V119H239V122H238V121H237V122L234 121V124L232 125V123L229 121L231 125H229V130H228L227 128L224 127L225 132H227V130H228V131L232 130V128H231L230 126L235 127V131H234V133H233L234 136L230 134V132H232V131H230L228 134L231 135V136H229V135H228V136L226 135V136H224V137L219 136L220 138L217 139V141H218L217 143H218V146L220 145V146H219L220 148H222V146L225 145V144H226V145H227V144L230 145V146H229V145H228V146H224L225 149L228 150L229 147H230V149L232 148L231 150H232L233 153L231 152L230 149L228 150L229 152H231V153L229 154L230 159L234 160V163H235L234 165L236 166V167H235V168H236V172H237V171L239 172L238 175H237V177H239V178L241 179V182H242L243 185L245 186V190L248 191V194H249V195H250V194L252 195V192H254L255 195L258 194V195H261L262 197H264V182H263V184L261 183V184H262V185H260L261 188H260V187H257V186H258V184H257V183H258V177L256 178L255 175H254V176L252 175L251 178H250V176H249V174H250V170H248V168H246V169H244V170H243V168H241V167H242V166H241V163H242V157H240L239 154L237 153V151L239 150V148H238L239 146H238V145H236V146H238V147L233 146L234 144H237V143H236V139L239 140L240 137H241L242 140L244 141V139H247V137H251L252 139H251V138H248L247 140L244 141V142L247 144V148H246V146H245V150H246L245 152H248V153H246V154H248V156H249V154L251 153V154H250V155H251L250 157H251L252 159H250V161L252 160V165H253V167L256 169V171L259 169V171H257L258 173L260 172V168H262L261 172L263 171V172H262L263 174L261 173V176L264 177V176H263V175H264V168H263V167H264V166H263V165H264V142H263V141H264V138H263V132H264V130H263V128H264V122H263V121H264V118H263V120H261V122L258 121L259 119L256 120L257 115H258L259 113H260V114H261V113H264V110H263V109H264V108H263V107H264V106H263V105H264V102H263V101H264V99H263V96H264V80H263V79H264V69L262 68V69H263V72H262V71H260V70H262V69H261L259 66H258V67H259L260 69H258L257 66H256V65H258L259 63L261 64V67L264 65V60H262V58H263V57H262V53L264 52V51H263V48H264V40H262V39H263L264 37H263V38L261 37L260 40H258L259 38L256 37V39H257L258 41L261 42V45H259L260 42H257L255 39H254V40H255L254 42H255L256 44H255V43H254V44H253V43H249V42H252V36H251V34L249 35V33H250V31H249L250 29H249V28H251L250 26H252V24H253L252 22L255 20L254 23H256L255 25L253 24V27H256L258 24H259V25L262 24V26H264V20H263V19H264V11H263V13H262L263 15H261V13H259L260 11L262 12V9L264 10V2H263L264 0H263V1L261 0V3L258 2L259 0H256L257 2H256L255 0H253V3H252V0H251V1L249 0L251 3H250L249 1L245 2L246 0H244V2H243V0H242V2H241V0H237L236 3L238 4V2H239L238 7H237V4L234 2V0H229V1L227 0V3L230 2L231 5H230V4H225L224 2H226V1H224V0H219L220 2H219L218 0H217V1H215V0L212 1V0H211V1L213 2V4L215 3L216 5H217V4L220 5V4H221V1H224V2H222L221 6H222L223 3H224L225 5H223V6L226 7V8L228 9V10H227V9L224 8V9H225L224 13L222 12V11H223V7L217 5V8H218V6H219L218 10H221V8H222V11L220 12L221 14L223 13L222 15H221V14H220V15L218 14V12H219L218 10H214V9H212V3H210V0H209V1L206 0V3H207V1L210 3V4L208 3V7H207V4L203 2V1H205V0H202V2H201V0H199L200 2L197 1V0H196V1L194 0L195 4H196V3L199 4V5H198V6H199L198 8H200V6H202V7H204V9H205V8H209V7L211 6V7H210L211 9H209V10L205 9V11H204V9H203L202 7H201V9H203V10H198V11H197L196 9H198V8H197L196 5H193V6H195V8H194V7L189 8L190 5L188 6V4H190V3L192 2V0H188L190 3H188L187 0H186V2H184L185 0H184V1L182 0V1L184 2V4L186 3L185 5L182 3L181 0H180V1H181L180 3H182V5L179 4V2H178L179 0H177V1H176V0H172V1H173V4H175V2L178 3V4H175V7H177V8H178L180 5H181L180 7H182V6H186V5H187L186 7H182L183 9H182V8H178V9H176V8L173 6V4L171 3V2H172L171 0H170L171 2L168 0V2H169V3L167 2L168 5H166L167 3L164 5L165 0H163V2H161V3H163V4L159 3V2L162 1V0H157V1L154 0L155 2H153V0H150L149 2H148ZM158 1H159V2H158ZM166 1H167V0H166ZM231 1H232V2H231ZM150 2H153L155 5L157 4L159 7H158L157 5L154 6V4H153V3H150ZM233 2H234V4H233ZM255 2H256L257 4H256ZM201 3L206 4V5H203V4H201ZM243 3H244V4H243ZM143 4H144V5H143ZM147 4H148V5H147ZM149 4H150V5H149ZM171 4H172V6H173L174 8H170ZM192 4H194V3L192 2ZM215 4H214V6H216ZM241 4H242V5H241ZM258 4H260V5L258 6ZM1 5L5 6V5L2 4V3H1ZM146 5H147V7H146ZM176 5H177V6H176ZM226 5H227V6H226ZM229 5H230V6H229ZM235 5H236V6H235ZM250 5L253 6V7L251 8ZM262 5H263V6H262ZM148 6H149V7L151 6V7L149 8ZM160 6H162V7L164 6V7H165L164 10H166V11L169 10V9H172L173 11H171V12H174V9H176L175 12H178V13H177V14H176V13H173V14H174V16H173V15H171L172 13L170 12V10H169V12H170L171 14H169L168 12H165L164 10H162L163 8L160 7ZM166 6H167V9H166ZM172 6H171V7H172ZM191 6H192V5H191ZM205 6H206V7H205ZM214 6H213V7H214ZM233 6H234V7H233ZM244 6L247 8V12L245 11L246 9L244 8ZM248 6H249L250 9L248 8ZM255 6H257V7H255ZM229 7H230V8H229ZM232 7H233V8H232ZM242 7H243V8H242ZM254 7H255V8H254ZM260 7H261V8H260ZM145 8H146V9H145ZM185 8H186V9L188 8V9L186 10ZM234 8H235V9H234ZM258 8H260V9H258ZM148 9H147V10H148ZM158 9H161V10H158ZM179 9H181V11H178ZM215 9H216V8H215ZM244 9H245V10H244ZM248 9H249V11H248ZM138 10H141V9L138 8ZM183 10H184V11H183ZM185 10H186V11H185ZM211 10H213L214 12H216V11H218V12L214 13V12L211 11ZM243 10H244V11H243ZM143 11H142V12H143ZM160 11H161V12H160ZM202 11H203V12H206V13H207V16H206V13L204 14V13H202ZM208 11H209L211 17L208 16V15H209ZM210 11H211V12H210ZM242 11H243V13H244V12H246V13H244L245 15H243V17L241 16V17H242V18H241L240 15H241ZM251 11H252V12H251ZM142 12H141V13H142ZM148 12H149V13H148ZM180 12H183V13H184V12H187V13H186V14H185V13H184V14H181ZM198 12H199V13H198ZM200 12L202 13V15H201ZM232 12H233V13H232ZM250 12H251V13H250ZM144 13H145V14H144ZM144 13H142V17H143V16H144V17L146 16V12H144ZM159 13H160V14H159ZM167 13H168V14H167ZM211 13H212V14H211ZM225 13H226V14H225ZM255 13H258L257 15H261L263 19L261 18V16H260V18H259ZM152 14H153V15H152ZM154 14H155V15H154ZM161 14H162V19H163L162 23H160L161 20H162V19L160 18V17H161V16H160ZM197 14H198V15H197ZM213 14H214V15H213ZM216 14H217L218 16H216ZM254 14L256 15V17L254 16ZM151 15H152V16H151ZM204 15H205L207 18H208V17H210V18H209V19H207V18L205 19V16H204ZM212 15H213V16H212ZM234 15H235V16H234ZM252 15H253V17H254L255 19L252 18ZM157 16H158V17H157ZM201 16H202V17H201ZM220 16H221V17H220ZM246 16H247V17H246ZM248 16H249V17H248ZM156 17H157L158 19H156ZM167 17H168V18H167ZM170 17L172 18L171 20H170ZM173 17H174V21H173ZM231 17H232V18H231ZM153 18H152V19H153ZM164 18H165V19H164ZM191 18H192V19H191ZM202 18H204V19H202ZM219 18H220V19H219ZM230 18H231L232 21H233V18H234V21L228 23V20H229ZM246 18H247V19H246ZM251 18H252V20H251ZM258 18L260 19V22L262 21L261 24L259 23V21H258L259 19H258ZM159 19H160V21H158ZM166 19H167V21L164 23V21H165ZM190 19H191V20H190ZM210 19H211V20H210ZM235 19H236V20H235ZM244 19H245V21H244ZM249 19H250L251 21L247 22ZM169 20H170V21H169ZM203 20H204V21H203ZM207 20H209V21L207 22ZM218 20H219V21H218ZM172 21L174 22L175 25H174V26L171 25L170 28H169L168 25L173 24ZM210 21H211V22H210ZM242 21H243L244 23L241 24ZM256 21H257V22H256ZM167 22H168V23H167ZM171 22H172V23H171ZM246 22H247V23H250V22L252 23V24L250 23V24H251L250 26L248 25L247 27H246V26L244 27V29H245L246 31H247V29H248V31H247L248 34H247V35H249V37L245 35L246 33L244 34V30L242 29L243 27H241V25H242V26L245 25V24L247 25ZM169 23H170V24H169ZM227 23H228V24H227ZM257 23H258V24H257ZM158 24H159V26H158ZM160 24H161V25H160ZM165 24H166V25H165ZM218 24H219V25H218ZM163 25H164V26H163ZM228 25H229L230 27H229ZM231 25H232V26H231ZM259 25H258V28H259ZM162 26H163V27H162ZM166 26H167V28H166ZM192 26H193V27H192ZM227 26H228V28H226ZM262 26H261V27H262ZM160 27H161V28H164V29L161 30ZM173 27H175L176 29L173 28ZM183 27H184V28H183ZM221 27H222V28H221ZM237 27H238V30H239V31L237 30ZM240 27H241V31H240ZM253 27H252V28H253ZM261 27H260V29H259V31H258L259 33H260V31L262 32V28H263V27H262V28H261ZM193 28H194V30H193ZM223 28H224V29H223ZM233 28H234V29H233ZM246 28H247V29H246ZM167 29H168V30H167ZM169 29H170V30L174 29L175 32H176L177 34H176L174 31L171 32ZM180 29H181L182 31H180ZM184 29H185V30H184ZM207 29H208V30H207ZM254 29H255V28H254ZM163 30H164V32H163ZM165 30H167V33H168L167 36H168V37L165 35V34H167ZM178 30H179V31H178ZM197 30H198V31H197ZM204 30H205V31H204ZM211 30H212V31H211ZM236 30H237V32H236ZM251 30H252V29H251ZM255 30H258V29H255ZM159 31H161V34L159 33ZM168 31L171 32V33H169ZM177 31H178V32H177ZM207 31H208V32H207ZM224 31H225V32L227 31V32L225 33ZM246 31H245V32H246ZM263 31H264V28H263ZM179 32H182L181 34H182L183 36H184V34H185V37H186V35H188V34L191 33V36L193 35L192 37L197 38V36H198L199 40H198V38H197V39H196L197 41H196V40H195L196 42L194 41V44L196 43V44L194 45L193 43H191V42H193V41H191V40H193V38H192L191 36H190V37H191L192 39L189 38V37H186V38L183 37V38H182V35H181ZM183 32H184V34H183ZM188 32H189V33H188ZM197 32H199V33L201 32V33H200L201 35H198V34H199V33H198L197 36H196L195 34H196ZM219 32H220V33H219ZM241 32L243 33V37L240 36V37H241V39H240L239 35H242ZM163 33H165V34H163ZM204 33H205V34H204ZM173 34H174V35H173ZM178 34H180V35H178ZM225 34H226V35H225ZM235 34H237V35H235ZM161 35L165 36L166 38H164L163 36H162V38H161ZM170 35H171V37H170ZM177 35H178L180 38H179ZM208 35H209V36H208ZM227 35H228V36H227ZM232 35H234V36H232ZM244 35H245L246 37H248V38L251 37V38H250L251 41H249V39L246 41ZM260 35H261V36H264V32H263V34H259V37H260ZM157 36H158L159 38H158ZM174 36H175V37H174ZM188 36H189V35H188ZM199 36H200L201 38H200ZM206 36H207V37H206ZM221 36H222L225 40H224ZM231 36H232V37H231ZM235 36H236V37H235ZM169 37H170V38H169ZM210 37H211V38H210ZM220 37H221L223 40H222ZM233 37H235V38H237V39H235V38H233ZM238 37H239L240 41H241L242 38H243V41L245 42V45H248V46H246L247 48H246V47H245V49L243 48V47L245 46V45H244V42H243V44L240 43V45H239V42H240V41H239ZM136 38H137V37H136ZM170 39H172V40H170ZM183 39H185V41H183ZM201 39H203L202 41H204V42L200 41ZM216 39H217V40H216ZM219 39H220V40H219ZM233 39H235L236 41L233 40ZM141 40H145V36H144V38L141 39ZM141 40H138V41H137L138 43L135 41L136 43L133 42L134 44H133V43H132V44H133L136 48H137V47H140L142 50H147V49H145V47L147 48V45L144 46V44H143L147 39H146L145 41H143V42H142ZM169 40H170L171 42H174V43H171ZM179 40H180V42H179ZM188 40H190L191 42H189ZM140 41H141V42H140ZM181 41H182L183 44L187 42V44H185V47H186L187 45H189V44H188V42H189V43H190L189 48H188V46H187L186 48H185V47H182V46H184V45L181 43ZM198 41H200L202 44H201L200 42H199V43H200V44H199ZM208 41H209V42H208ZM222 41H223V43H222ZM238 41H239V42H238ZM262 41H263V42H262ZM177 42H178V44H177ZM214 42H215V43H214ZM220 42H221V43H220ZM224 42H225V43H224ZM237 42H238V45H237ZM140 43H142L143 45H139ZM157 43H158V42H157ZM179 43H181V44H179ZM197 43H198V44H197ZM246 43H249L250 45H249V44H246ZM137 44H138L139 46H138ZM166 44H167V43H166ZM176 44L181 48V50H179V47H178ZM192 44H193V45H192ZM216 44H217V45H216ZM222 44H223V45H222ZM233 44H234V45H233ZM257 44H258L259 46H258ZM133 45H132V46H133ZM155 45H156L157 47H156ZM173 45H174L175 47H173ZM180 45H182V46H180ZM199 45H200V46H199ZM201 45H202V48H201ZM203 45H204V46H203ZM211 45H212V46H211ZM214 45L217 46V47H215ZM232 45H233V46H232ZM243 45H244V46H243ZM251 45H252V46H251ZM132 46H131V50H132V48H133ZM142 46H144V47L142 48ZM192 46H195V47H197V48L192 47ZM198 46H199V48H198ZM221 46H222V47H221ZM229 46H230L231 48H230ZM236 46H237V47H236ZM238 46H239V47H238ZM240 46H241V47H240ZM250 46H251V47H250ZM256 46H257V47H256ZM135 47H134V48H135ZM154 47H156V49H155ZM158 47H159V48H158ZM166 47H167V46H166ZM177 47H178V48H177ZM218 47H219V48H218ZM249 47H250V48H249ZM262 47H263V48H262ZM134 48H133V49H134ZM136 48L134 49L135 51L132 50V55H135V57H136V54H137V52H136ZM173 48H175L176 50L173 49ZM187 48H188V49H187ZM191 48H193V49H191ZM200 48L203 49V50H206V51H204V52L202 51L203 53L200 54V52H199V51H200V50H199ZM204 48H205V49H204ZM206 48H207V49H206ZM212 48H213V49H212ZM217 48H218V49H217ZM260 48H262V50H260V54H261V55L258 53V51H259L258 49H260ZM165 49L169 50L168 47L165 48ZM189 49L191 50L190 52L188 51ZM195 49H196V50H195ZM215 49H216V50H215ZM227 49H228V50H227ZM229 49H230V50H229ZM167 50H164V51L166 52ZM174 50L177 52V55H178V53H179V55L181 54V55H180V58L178 57L179 55L177 56L178 58L176 57V54H175V51H174ZM207 50H208V51H207ZM213 50H214V51H213ZM235 50H236V51H235ZM244 50H245V51H244ZM0 51H1V50H0ZM133 51H134V52H133ZM187 51H188V52H187ZM212 51L218 53V56H217L218 58H216V57L214 58V56L217 55V54H215V55H213V53L211 54ZM217 51H218V52H217ZM233 51H234V52H233ZM238 51H239V52H238ZM255 51H256V53H257V56H255L256 54L253 53V52H255ZM261 51H262V52H261ZM180 52H181V53H180ZM186 52H187V53H186ZM193 52H194V53H193ZM198 52H199V54H198ZM208 52H210V53L208 54ZM185 53H186V54H185ZM192 53H193V54H192ZM219 53H220V54H219ZM222 53H223V54H222ZM239 53H240V54H239ZM250 53H251V54H250ZM163 54H162V55H163ZM189 54H190V55H189ZM203 54H204V55H203ZM221 54H222V55H221ZM254 54H255V55H254ZM258 54H259V55H258ZM263 54H264V53H263ZM130 55H131V54H130ZM137 55H138V54H137ZM149 55H151V56H149ZM195 55H196V56H195ZM211 55H213V57H211ZM223 55H224V56H223ZM227 55H228V56H227ZM251 55H252V56H251ZM143 56H144V57H143ZM188 56H189V57H188ZM220 56H221V57H220ZM222 56H223V57H222ZM242 56H243V57H242ZM248 56H249L250 59L248 58ZM250 56H251V57H250ZM258 56H259V57H258ZM263 56H264V55H263ZM131 57H132V56H130V57L128 56L127 58H128L129 60H132ZM133 57H134V56H133ZM140 57H141V58H140ZM153 57H154V58H153ZM197 57H199V59H198ZM200 57H203V58H202L203 60H202ZM227 57H228V58H227ZM252 57H253V58H252ZM254 57H256L255 60H256L257 62H256L255 60H253ZM3 58L5 59L6 62L3 61V60H4ZM143 58H144V61H143ZM187 58H188V59H187ZM219 58H221V59H219ZM235 58H236V59H235ZM239 58H240V59H239ZM247 58H248V59H247ZM257 58H258V59H257ZM259 58H260L261 60H260ZM152 59H153V60H152ZM159 59L162 61V63H163L164 65H166V66H165L166 68H165V67L163 66V64H161V63H160L161 66H158L159 62H161ZM228 59H229V60H228ZM237 59H238V60H237ZM263 59H264V58H263ZM136 60H137L139 63H141V65L138 63L140 68L138 67V65H137V63H136ZM145 60L147 61V63L145 62ZM154 60L156 61V64H157V60H159V62H158L157 65L155 64ZM206 60H207V61H206ZM216 60H217V62H216ZM222 60H224V61H222ZM225 60H227V61H225ZM239 60H240V62H239ZM248 60H249V61H248ZM251 60H252V61H251ZM259 60H260V61H259ZM140 61H141V62H140ZM194 61H195V62H194ZM196 61H197V62H196ZM204 61H205V62H204ZM214 61H215V62H214ZM220 61H221V62H220ZM245 61H246L247 63H248V62H249V63L246 65V62H245ZM254 61H255V62H254ZM4 62H5V63H4ZM23 62H24V64H25V67H26V68L22 67V68H23V69H22L20 66L23 65ZM142 62H144V63H142ZM253 62H254V63H253ZM261 62H262L263 64H262ZM15 63H16L17 65H16ZM21 63H22V64H21ZM135 63H136V66L133 67V65H134ZM145 63H146V64H145ZM203 63H204V64H203ZM219 63H220V64H219ZM236 63L239 64V65H237ZM39 64H40V63H39ZM71 64L73 65V62H72ZM150 64H153V65H154V68H155L154 71H155V73H152V71H151V70H153V66H151L150 69L148 68V65L150 66ZM160 64H159V65H160ZM170 64L172 65L173 68L171 67ZM177 64H178V65H177ZM250 64H251V65H250ZM260 64H259V65H260ZM4 65H5L6 67H5ZM8 65H10V66H9L10 68L8 67ZM14 65H15V67H13ZM26 65L28 66V68H29L30 70L27 69V66H26ZM30 65H32L33 68H30V67H29ZM36 65H37V66H36ZM56 65H57V64H56ZM56 65H55V66H56ZM119 65H118V66H119ZM121 65H123V66H121ZM209 65H211V66H209ZM224 65H225V66H224ZM234 65H235V66H234ZM248 65H249V66H248ZM254 65H255V66H254ZM23 66H24V65H23ZM38 66H40V67H38ZM125 66H126V65H125ZM129 66H130V67H129ZM131 66L133 67V69H132ZM141 66H142V68H141ZM143 66H147V67H145L146 70L143 69V68H144ZM197 66H198V67H197ZM202 66H203V67H202ZM250 66H251V67L253 66V67L251 68ZM4 67H5V69H4ZM7 67H8V68H7ZM11 67H13V68H11ZM17 67H18V68H17ZM19 67H20V68H19ZM121 67H122V69H120ZM156 67L159 68V69H160V67H161V69H160V70L158 69L159 71L156 72V70H157ZM163 67H164V68H163ZM204 67H205V70H204ZM206 67H208V69L211 68L210 70H212V71L209 72L210 70H207ZM254 67H255L257 70H256ZM55 68H56V71H57V66H56ZM111 68H112L113 70H112ZM130 68H131L132 70H135V72H136L138 69H140V72H141V70H143V72L146 71V72H149V73H152V74H148V73H147V75L144 76V74H146V73H144L143 75L140 74L141 76H137V74L139 73V70H138V73H137V72L135 73V72L132 71ZM135 68H137V69H135ZM147 68H148V69H147ZM162 68H163V69H162ZM168 68H169V71H170V72H169L168 70L166 71V69H168ZM196 68H197V69H196ZM201 68H202V69H201ZM214 68H215V69H214ZM247 68H248V69H247ZM1 69H2L3 71H5V72H3ZM16 69H17V70H16ZM18 69H20V70H18ZM37 69L39 70V72H38ZM119 69H120L122 72H121ZM124 69H125V71L127 70L128 72H127V71H126L127 73L123 72ZM198 69H199V70H198ZM237 69H238V70H237ZM241 69H242V70H241ZM250 69L252 70V73H250V72H251ZM33 70H34V71H33ZM69 70H70V69H67L68 72L65 71L64 74L69 73ZM110 70H111L112 72H111ZM130 70H131L132 73H133V72L135 73V74H134V79H133V77H132L133 74L131 73L130 75H131V78L133 79V82H134V83H136L135 81H137L136 85L133 84V83H132V84H129L130 82H132V81H131L132 79L130 78V75H129L130 81H129V79H127V78H128V74L130 73V72H129ZM149 70H150V71H149ZM164 70H165V72H164ZM174 70H175V72H174ZM183 70H184V71H183ZM216 70H217V71H216ZM247 70H248V71H247ZM255 70H256V71H255ZM7 71H8V72H7ZM16 71H17V72H16ZM20 71H23V72H24V73H23L24 76H23V74H22V78H19V76H20V74H21ZM70 71H71L70 73L72 74L73 71H72V70H70ZM119 71H120V72H119ZM154 71H153V72H154ZM203 71H205V72H203ZM207 71H208V72H207ZM238 71H239V72H238ZM249 71H250V72H249ZM253 71H254V73H253ZM18 72H19V74H18ZM33 72H34V73H33ZM36 72H37V73H36ZM57 72H59V70H58ZM57 72H56V74L59 75ZM60 72H62V71H60ZM60 72H59V73H60ZM93 72H95V71H93ZM96 72H97V69H96ZM96 72H95V74H96ZM109 72H110V73H109ZM143 72H142V73H143ZM172 72H173V74L170 75ZM178 72H179V73H178ZM196 72H197V73H196ZM199 72H200V73H199ZM255 72H256V73H255ZM257 72H258V73H257ZM260 72H261V73H260ZM2 73L4 74V76H3ZM10 73H13V74H10ZM29 73H30V74H29ZM32 73L34 74V76H35V75H36V76L34 77ZM62 73H63V72H62ZM70 73H69L68 75H70V76H72V77H74V75L76 74L75 72H73V74L75 73L74 75H73V74L71 75ZM112 73H113V75L117 78L116 81L119 80V79H118V75H120V76L122 75V76H121L122 78L119 76V77H120V80H121V79H123V78L126 76V75H125V76L123 77V75H124V74H127V76H126L127 78H124V81H125V79H127L128 81L126 80V83L129 84V86H130V85H131V86L134 85V87L137 86V87H135V88H137L136 90H134L135 88H132V87H131V89H130V87H129L128 85H126V84L124 83L123 80H121V81H123V84H125V85H121V84H119L118 82H120V81H118L117 83H118L119 86H124L125 88H126V86H127V88H128L129 90H132V89H133L132 91H133L134 93H133L132 95H131V94H130V95H131L132 97H136L137 99H136V98H132V97L130 98L129 96H127L128 93H127V95H126V92H125V93L122 92V93H123V96H124V94H125V96H124V97L122 96L123 99H122V101H120V100H121V98H120L121 95L118 94V93L121 91V87H119V86H115V85H117V84H114L116 81H114V78H115V77L111 76ZM122 73H123V74H122ZM158 73H160V74L164 73V74L161 76V75L158 74ZM167 73H170V74H167ZM180 73H181V74H180ZM186 73H187L188 76L186 75ZM207 73H208V74H207ZM210 73H213V75L215 74V76H211L212 74H210ZM216 73H217V74H216ZM222 73H223V72H222ZM230 73H231V74H230ZM235 73H238V74H236V75H238V76H236V75L234 76ZM17 74H18V75H17ZM26 74H27V75H26ZM28 74H29V76H28ZM107 74H109V76H108ZM154 74H156V78H155V75H154ZM157 74H158V75H157ZM201 74H202V75H201ZM218 74H220V75H218ZM5 75H6V76H5ZM60 75H61V73H60ZM60 75H59L58 77L61 78ZM91 75H94V74L92 73ZM138 75H139V74H138ZM166 75H167V76H166ZM173 75H174L175 77H176L177 75H179L178 77L181 76V78H177V77H176V78H177V79H176V78L174 77V79H173V77H172ZM189 75H190L191 77H189ZM199 75H200V76H199ZM252 75H253V76H252ZM256 75H257V76H256ZM25 76H28L29 78H26ZM75 76H77V75H75ZM105 76H106V77H105ZM107 76H108V78H107ZM135 76H137L138 79H137ZM157 76H160V77H157ZM163 76H164L165 78H164ZM218 76H219V77H218ZM251 76H252V77H251ZM24 77H25V78H24ZM111 77L113 78V80L111 79ZM150 77H149V79H152V78H153V77H152V78H150ZM162 77H163V78H162ZM170 77H172V80H171V79H170V80L167 79V78H170ZM187 77H188V78H187ZM198 77H199V78H198ZM206 77H207V78H206ZM255 77H256V78H255ZM3 78H4V79H3ZM116 78H115V79H116ZM135 78H136L137 80H135ZM158 78H159V79H158ZM182 78H183L184 80H183ZM185 78H186V79H185ZM235 78H236V79H235ZM248 78H249V79H248ZM261 78H262V79H261ZM22 79H23V80H22ZM33 79H34V81H33ZM40 79H41V80H40ZM110 79H111V80H110ZM149 79H146V81H148ZM166 79H167V80H166ZM199 79H200V80H199ZM204 79H205V80H204ZM207 79H208V81H207ZM217 79H218V80H217ZM2 80H3V81H2ZM17 80H19V81H17ZM39 80H40V82H38ZM79 80H81V79H79ZM201 80H202V81H201ZM260 80H261L262 82H261ZM1 81H2V82H1ZM43 81H45V80H43ZM89 81H91V82H89ZM93 81H94V82H97V83H94ZM181 81H182V83H181ZM18 82H19V83H18ZM113 82H114V83H113ZM128 82H129V83H128ZM138 82H139V84H140V83H142V84L139 85ZM157 82H158V83H157ZM159 82H160L161 85L159 84ZM174 82H175V81H174ZM206 82H207V83H206ZM212 82H213V81H212ZM218 82H217V84H220V83H218ZM232 82H233V83H232ZM259 82H260V83H259ZM1 83L4 84V85L2 86ZM75 83H76V82H75ZM107 83H109L110 85H108ZM112 83H113V84H112ZM145 83H146V82H144V84H145ZM156 83H157L158 85H156ZM183 83H184V84H183ZM209 83H210V84H209ZM245 83H246V84H245ZM248 83H249V84H248ZM76 84H77V83H76ZM80 84H84L83 87H84L85 90H83V87H82V85H80ZM87 84H89L90 86H88ZM93 84H94V85H93ZM98 84H99V87H98ZM100 84H101V85H100ZM111 84H112L114 87H113ZM137 84H138V85H137ZM171 84H172V85H171ZM186 84H187V86H186ZM257 84H258V85H257ZM40 85H41V86H40ZM79 85H80V86H79ZM85 85H86V86H85ZM96 85H97V86H96ZM107 85H108L111 89H109V87H108ZM141 85H142V86H141ZM261 85H262L263 87H262ZM28 86H29V87H28ZM87 86H88L89 90L86 88ZM103 86H105V88H104ZM140 86H141V87H140ZM156 86L159 87V88H158L159 95H158V91H156V90H157ZM165 86H166V87H165ZM201 86H202L203 88H202ZM95 87H96L97 89H92V88H95ZM100 87L103 89V91H102V89H101ZM106 87H107V90H108V91H109V90H113V89L116 90V91H114V92L111 91V92H113L114 95H112L110 91L107 92V90H105ZM112 87H113V89H112ZM115 87H117L119 90H117V88L115 89ZM142 87H143V88H142ZM173 87H174V86H173ZM190 87H191V88H190ZM234 87H236V88H234ZM241 87H242V88H241ZM243 87H244V88H243ZM7 88H8V87H7ZM69 88H70V87H69ZM161 88H162V89H161ZM166 88H172L171 90H173V93H174L179 99H178L175 95H173V93L169 90V92H171L170 95H173V96H174V97H173V96H170V95H169L170 98L172 99V101H171V99L168 98V92H167L168 90H167ZM187 88H188L189 90H188ZM206 88H207V89H206ZM253 88H254V89H253ZM3 89H5V88H3ZM3 89H2V90H3ZM90 89H92L93 92H92V90H90ZM100 89H101V92L104 94L103 97H101V96H102V93L99 91ZM141 89H142V91H141ZM159 89H161V90H159ZM164 89H166L165 92H163ZM183 89H184V90H183ZM204 89H205V90H204ZM219 89H221V88L218 87L217 92H220ZM241 89H242V90H241ZM248 89H249V90H248ZM261 89H262V90H261ZM78 90H77V91H78ZM96 90H97V91H96ZM104 90H105V92H107L108 94H105ZM186 90H187L188 92H187ZM203 90H204V91H203ZM240 90H241V91H240ZM260 90H261V92H260ZM81 91H84V94L81 93ZM90 91H91L92 94H93V98H95L96 100H97V98H100V97H101V99H99L101 102H103V101L105 100V99H103V98H106V96H109V94H111L112 97H111V95H110L108 98H110L109 100H111L113 103H112L111 101H109V100H108V102L105 100L102 106H97V108H98V107H101V108L97 109L96 107H93L94 104L97 103V104L100 105L101 102L99 103V100H97V101H98V102H97L96 100L92 99V101L94 100L95 103L93 104L94 101L91 103V101H89L90 99H88V98H89L88 96L91 94ZM98 91H99V93H98ZM117 91H119V92H117ZM135 91H136V92H135ZM154 91H155V92H154ZM184 91H185V92H184ZM189 91H190V92H189ZM44 92H45V94H43ZM86 92H89L90 94H89V93H86ZM94 92H95L96 94H95ZM116 92H117V94H116ZM156 92H157V93H156ZM166 92H167V93H166ZM186 92H187V93H186ZM203 92H205V93H203ZM242 92H243V93H242ZM253 92H254V93H253ZM31 93H32V94H31ZM80 93H81V94H80ZM85 93L87 94V97H86V94H85ZM97 93H98V94H97ZM100 93H101V96L99 97ZM122 93H121V94H122ZM135 93H136V96H134ZM154 93H155V94H154ZM179 93H181V95H180ZM190 93H192L191 95H193V93H194V95H193V96H190V100H189V94H190ZM207 93H208V94H207ZM210 93H211V92H210ZM255 93H257V94H255ZM33 94H34L35 96H34ZM46 94H47V95H46ZM88 94H89V95H88ZM94 94H95V96L97 95V97H95ZM163 94H165V97H166V98H165V97H162V96H164ZM166 94H167V95H166ZM204 94H205L206 97L204 96ZM234 94H236V95H234ZM26 95H25V96H26ZM44 95H46V96L44 97ZM74 95H76V96H74ZM82 95H83V96H82ZM138 95H139V94H138ZM179 95H180V96H179ZM186 95H187L188 97H187ZM238 95H240V96H238ZM25 96H23L22 98L25 99V98H28V97H29V96H28V97H25ZM78 96H77V97H78ZM116 96H117V97H116ZM119 96H120V97H119ZM126 96H127V97H126ZM158 96H159V97H158ZM233 96H234V97H233ZM236 96H237V97H236ZM251 96H252V97H251ZM256 96H257V97H256ZM259 96H261V97H259ZM15 97H16V96H13V98H15ZM81 97H82V98H81ZM83 97H84V98H83ZM125 97H126L127 100L125 99ZM160 97H161V98H160ZM175 97H176L179 101H178ZM180 97L183 98L182 101L180 100V99H181ZM185 97H187V98H185ZM203 97H204V98H203ZM231 97L234 98V100H233V102H232L233 104L230 103V102H231V99H232ZM235 97H236V98H235ZM238 97H239V98H238ZM241 97H242V98H241ZM243 97H246V98H245L246 100L243 101V100H242V99H244ZM247 97H249V98H247ZM254 97H255V98H254ZM47 98H48L49 100H48ZM50 98H51V99H50ZM63 98H62V99H63ZM85 98H86V100H85ZM111 98H113V99L115 98V99L113 100V99H111ZM119 98H120V99H119ZM128 98H130L131 101L134 99V100H133V103H132L133 105L131 104V101L128 100ZM167 98H168V99H167ZM202 98L205 100L206 103L203 101ZM209 98H210V97H209ZM258 98H260L261 100H258ZM45 99H47V100H45ZM83 99H84V101H81V100H83ZM117 99H118L119 101H118ZM160 99H161V100H160ZM162 99H163V100H162ZM165 99L167 100L166 102L164 101ZM185 99H186V100H185ZM235 99H237V100L235 101ZM252 99H253V100L255 99V100L252 101ZM29 100H30V101H29ZM35 100H37V101H35ZM176 100H177V102H176ZM247 100H248V101H247ZM262 100H263V101H262ZM28 101H29L31 104H29ZM31 101H32V102H31ZM46 101H48V102H46ZM50 101H51V102H50ZM72 101L75 102V103H73ZM80 101H81V103H80ZM85 101H86V102H85ZM87 101H89V102H87ZM124 101H125L126 104L128 103L127 106H126V110H124V109H125V105H126V104H124ZM152 101H153V102H152ZM159 101H160V102H159ZM168 101H169V102H168ZM180 101H181V103H183V104H181ZM186 101H187V102H186ZM202 101H203V102H202ZM238 101H239L240 103H239ZM242 101H243V102H242ZM1 102H2V101H0V103H1ZM49 102H50L51 104H49ZM109 102H111V103L113 104V108H112V104H110ZM114 102H115L116 104H118V105H117V106H116V105L114 106ZM117 102H118V103H117ZM129 102H130V103H129ZM157 102H159L160 104H158ZM164 102H165V103H164ZM173 102H174V103H173ZM198 102H199V103H198ZM241 102H242V103H241ZM247 102H248V103H247ZM257 102H258V103H257ZM260 102L263 103V104H261ZM24 103H25V104H24ZM27 103H28V104H27ZM54 103H55V102H54ZM78 103H79V104H78ZM82 103H83V104L85 103L86 106H87V103H88V107H86V109H85L84 107H82V106H83ZM106 103H107V106H106V107H107V110H108V111L105 109V104H106ZM179 103H180V104H179ZM197 103H198V104H197ZM202 103H204L206 106L204 107V104H202ZM208 103H209V102H208ZM208 103H207V104H208ZM224 103H225V104H224ZM226 103H227V104H226ZM26 104H27V105H26ZM52 104H53L54 106H56L57 109L54 107V110H53V109L50 107V105L53 106ZM64 104H65V105H64ZM71 104L75 105V107L72 106ZM80 104H81V107H80ZM85 104H84V106H85ZM89 104H92V106L89 105ZM108 104H110L111 107H110V106H109V107L112 108L111 110H110V108H108ZM121 104H122V106H121ZM165 104H166V105H165ZM175 104H174V105H175ZM223 104H224V105H223ZM228 104H229V105H228ZM243 104H244V105H243ZM248 104H249V105H248ZM254 104H255V105H254ZM24 105H25V106H24ZM32 105H33V104H32ZM61 105L64 106V108H62ZM66 105H67V107L70 106V107H69L70 109L67 108ZM76 105H77V108L80 107V110H82V111L87 110V113H89V114H88L89 116L86 114V111H85L84 113L81 111L83 114L80 113V112H77V110H78L79 108L77 109V108H76ZM78 105H79V106H78ZM123 105H124V107H123ZM179 105H180V106H179ZM187 105H188V106H187ZM202 105H203V106H202ZM226 105H227V106H226ZM231 105H232V106H231ZM239 105H240L241 107H240ZM253 105H254V106H253ZM21 106H22V107L24 106L23 109L21 108ZM42 106H43V107H42ZM94 106H96V105H94ZM120 106H121L122 108H120ZM167 106H168V105H167ZM172 106H173V105H172ZM182 106H183V107H182ZM184 106H185V107H184ZM186 106H187V107H186ZM225 106H226V107H225ZM261 106H262V107H261ZM7 107H8V106L5 105L4 103H3V104H0V113L2 112V115H0V117L2 116V117H1L2 120L0 119V131H2V132H0V145H3L5 142H8V140H9L10 138H11V139H10L9 141H10V143H12V141H13L12 139H14V137L16 138V135H17V136L20 135V134H17V133H21V137H20V136H18V137H20V138L23 139L24 136L27 135L26 132L29 131V129H28L29 127H28V126H29L31 123L34 122V121H33V117H34V115H32V111H30V112H31L30 114H31L32 117L27 115V114L29 113L28 110H31V109H27L28 107L26 108L27 110H26L25 114H23L24 116L26 115L27 117L25 116V118H27V119L29 120V121H28V120L26 119V120L28 121L27 124H29V123L31 122V123H30L29 125H27V126H26V122H27V121L24 120V121H25V122H24V121L22 120L24 116L22 115V113L20 112L19 109H18L17 112H15V111L12 112L11 110H13V109H11V108H9V107H8L9 109H7ZM18 107H17V108H18ZM49 107H50V109H49ZM58 107H59V109H58ZM65 107H66V108H65ZM71 107H72V108L74 107L73 110L76 108V112L79 113L80 115L82 114L84 117H85V116H87V117L84 118V117L81 115L82 117L80 116V117H81V118H80L79 115L77 116V113H76V116L79 117V118L81 119V121H77V120H76L77 118L74 117V116H75V112H74L75 110H74L73 112H71V111H72V110H71ZM89 107H92V110H91V108H89ZM103 107H104V110L102 109ZM114 107H115V108H114ZM117 107H118V108H117ZM130 107H131L132 110L130 109ZM206 107H207V108H206ZM232 107H233V108H232ZM238 107L241 108V109L243 108V110L240 109L242 112L239 111V110H238L239 113L237 112L236 109H238ZM251 107H252V108H251ZM256 107H257V109H256ZM15 108H16V106H15ZM81 108H84L85 110H84V109H81ZM93 108H94V109H93ZM127 108H128V110H129V109H130V110L127 111ZM248 108H250V109H248ZM254 108H255V111H254ZM5 109H7V110H5ZM44 109H46V110H44ZM48 109H49V111H48ZM55 109H56V113H55V114H59V113H60V114H62L61 117H60L59 115H55V116H53V113H54ZM60 109H61V110H60ZM68 109H69V110H68ZM88 109H90V111H93V110L96 109V110H95L96 112H94L95 115L98 114L97 111L99 112V110H101V111H100V115H101V116H106V117H107V118L104 119V120H105V121H103L104 123L100 121L101 123L99 124V120H100L99 115H97L98 118H96V116H95L96 119H95V118H94V119H91L94 115H93L92 112H88ZM122 109H123L124 111H123ZM188 109H187V110H188ZM196 109H197V108H196ZM259 109H260V110H259ZM8 110H10V111L13 113V115H11L12 113H10ZM23 110H24V111H23ZM57 110H60V112L58 113ZM64 110H66V111L68 110V113H67L68 116H67L66 114H63V113H66ZM80 110H78V111H80ZM112 110H114V111L116 110V112H114V111H112ZM117 110H118V112H117ZM119 110H120V111H119ZM223 110H224V111H223ZM258 110H259V111H258ZM262 110H263V111H262ZM43 111H44V112H43ZM102 111H104V112L106 111V112L103 113ZM109 111H110V112L112 111V113H114V114H109ZM125 111L128 112V113H125ZM235 111H236L237 114H238V117H237V115H236L237 118L233 115V113L236 114ZM18 112H19V114H18ZM27 112H28V113H27ZM62 112H63V113H62ZM69 112H71V114H69ZM101 112H102V113H101ZM181 112H182V111H181ZM226 112H227V113H226ZM255 112L258 113V114H256V117H254V116H255V115H254ZM73 113H74V114H73ZM90 113H92L93 116H92ZM96 113H97V114H96ZM124 113H125V115H124ZM172 113H171V115H173ZM179 113H180V112H179ZM204 113H203V114H204ZM6 114H7V115H9V114L11 115V116H9V117H11L10 120L8 119V117H7ZM38 114H40V115H38ZM72 114H73V115H72ZM104 114H105V115H104ZM107 114H108V115H107ZM126 114H129V115H127V117H125ZM176 114H178V112H177ZM176 114L173 115V117H174V116L176 117V116H177ZM5 115H6V117L4 118ZM14 115L17 116V117H16L17 119H21L22 121L19 120V122L17 123L18 120H17L16 118H14V120H16V121H14L13 118H12V116L14 117ZM47 115H48V117L50 116V117H49L50 123H46V120H48V119H47V118H48ZM51 115H52V116H51ZM122 115H124L125 118H124ZM217 115H218V116H217ZM232 115H233V116H232ZM245 115H243L242 117H245ZM249 115H251V116H249ZM252 115H254V116H252ZM21 116H23V117H21ZM66 116H67L69 119L72 118V116H73V119H70V120L74 121V118H75V120H76L77 122H79V123H78V124H75V122H76V121H75V122H73L72 126L75 125V126L77 127V125H78V127H77V128L73 127V128H74V129H73L72 126H71V123H72V122L70 123V121H67V120H69V119H68ZM121 116H122V117H121ZM128 116H129V117H128ZM231 116H232V117H231ZM18 117H19V118H18ZM29 117H30V118H29ZM52 117H55V118H52ZM59 117H60V118H59ZM233 117H234V119H233ZM262 117H264V114H262L261 118H262ZM58 118H59V119H58ZM121 118H122V119H121ZM44 119H45V120H44ZM54 119H56V120L54 121ZM125 119H126V120H125ZM127 119H128V120H127ZM232 119H233V120H232ZM253 119H254V120H253ZM5 120H7V121H5ZM30 120H32L33 122L30 121ZM63 120H64V121H63ZM101 120H102V119H101ZM242 120H243V118H242ZM10 121H11V122H10ZM12 121H13V122H12ZM20 121L23 123V124L21 123L23 126H19V125H20V124H19ZM44 121H45V122H44ZM53 121L56 122V123H53ZM61 121H62V122H61ZM66 121H67V122H66ZM90 121H91V122H90ZM93 121H95V122H93ZM113 121H112V122H113ZM14 122H16L15 124H17L18 127L13 125ZM63 122H64V123H68V122H69L70 124H65V126H66V128H65V126H63V124H64ZM77 122H76V123H77ZM127 122H129V123H131V124H129V123H127ZM229 122H228V124H229ZM252 122H253V123H252ZM262 122H263V123H262ZM24 123H25V125H24ZM41 123H42V124H41ZM43 123H45V124H43ZM58 123H59V124H58ZM61 123H62V124H61ZM102 123H103V124H102ZM114 123H115V122H114ZM123 123H124V124H123ZM200 123H201V124H200ZM239 123L242 124V125H239V127H237ZM249 123H250V124H249ZM51 124H52L54 127H52ZM55 124H56V125L58 124V125L56 126ZM93 124H92V126H93ZM125 124H127V125H125ZM199 124H200V125H199ZM236 124H237V126H235ZM243 124H244V125H243ZM260 124H262V125H260ZM101 125H102V127H101ZM112 125L115 126V127L117 128L115 132H114L115 128H114ZM193 125H194L195 128L199 131V136H200V135L202 136V135L205 133V129H204L203 126H202V125H203V122H201V121L199 122V121H198L197 124H193ZM25 126L28 127V128L26 129V130H27L26 132H24ZM36 126H37V125H36ZM55 126H56V127H55ZM82 126H83V125H82ZM110 126H111V127H110ZM119 126H118V127H119ZM129 126H131V127H129ZM199 126H201L203 129H201V127H199ZM261 126H262V127H261ZM20 127H21V128L24 127V128H22L23 130H22ZM61 127H62V128H61ZM112 127H113V129H112L113 131H112V132H114V134L110 133L111 130H109V128H112ZM127 127H128V128H127ZM242 127H243V128H242ZM36 128H38V126H37ZM42 128H43V127H42ZM42 128L40 129V130H42V131H39L38 129H36V132H37V130H38L39 133H40V132H43V129H44V128H43V129H42ZM45 128H46V127H45ZM120 128H119V129H120ZM134 128L136 129V130H135L136 132L138 131V136H137V134H135V136H137V138H138L139 135H140L139 133H140V131H141V130H138V129H140L141 127H137V128L134 127ZM189 128H190V126H189L186 130H189ZM198 128H199V129H198ZM230 128H231V129H230ZM238 128H239V129H238ZM251 128H252V129H251ZM15 129H16V132H14ZM51 129L49 128L48 131H47V135H48V136H49V133H51ZM99 129H100V130H99ZM104 129H105V131H104ZM200 129H201L202 131H204V132H202V131L200 132ZM107 130H108V131H107ZM131 130H130V131H131ZM133 130H134V129H133ZM233 130H234V129H233ZM246 130L249 131V133H250V132H251V133L253 132V134H249V133H247ZM252 130H255V131H252ZM262 130H263V131H262ZM22 131L24 132L25 135L22 133ZM121 131H122V130H121ZM184 131H185V130H184ZM242 131H243V132H242ZM38 132H37V133H38ZM88 132L91 133V134H88ZM108 132H109V133H108ZM127 132H126V134H127ZM182 132H183V131H182ZM182 132H179V133L181 134ZM206 132H207V131H206ZM255 132H257V133L255 134ZM2 133H3V135H2ZM27 133H28V132H27ZM44 133H45V132H44ZM74 133H75V134H74ZM179 133H177V135H178ZM235 133H236V135H235ZM239 133H240V134H239ZM13 134H14V136H13ZM22 134H23L24 136H23ZM42 134H43V133H41L40 136H41ZM59 134H60V135H59ZM98 134H99V135H98ZM102 134H104V135H102ZM109 134L111 135V137L109 136ZM180 134H179V135H180ZM241 134L244 135V139H243V136H242ZM248 134H249V135H248ZM38 135H39V134H38ZM43 135H44V134H43ZM47 135L45 136L47 139L44 137V140H48L49 137H48ZM88 135H89L90 138L88 137ZM91 135L94 136V139L96 138L95 136H97V137H99V138H96V139L94 140V139H92L93 136H91ZM101 135H102V136H101ZM112 135H113V136H112ZM177 135H176V136H177ZM179 135H178V136H179ZM239 135H240V136H239ZM245 135L247 136L246 138H245ZM250 135H251V136H250ZM50 136H53V135L50 134ZM61 136H62V135H61ZM61 136H60V137H61ZM103 136H104V137H107V138L110 137L111 141L108 142L109 145H108V143H106V142L108 141V139L105 138V140H104V139H103V138H104ZM204 136H205V137H204ZM211 136H214V135H212V133H211V135L209 136V133L207 132V135L204 134L202 137H204L205 139L208 138V137H209V139H210V138L212 139ZM232 136H233V138H232ZM236 136H237V137H236ZM253 136H254V138H253ZM261 136H262V138H260ZM18 137H17V138H18ZM62 137H63V136H62ZM100 137H101V138H100ZM102 137H103V138H102ZM226 137H227L228 139H227ZM230 137H231V138H230ZM238 137H239V138H238ZM17 138H16V139H17ZM20 138H19V139H20ZM33 138H34V137H33ZM37 138H38V137H37ZM88 138H89V139H88ZM221 138H222V139H221ZM223 138H224V139H227V140L224 141ZM258 138H259V139H262L261 142H259V143L255 142V143H254V142L252 141V140L255 141L256 139L259 140ZM57 139H56V141H55V145H56L57 142H59V141L61 140V139H60V140L57 141ZM87 139H88V140H87ZM99 139H100L102 142L99 143ZM110 139H109V140H110ZM112 139H113V140H112ZM209 139H206V140H209ZM229 139H230V140H229ZM17 140H18V139H17ZM234 140H235V143L233 142ZM1 141H2V142H1ZM26 141H27V140H26ZM32 141H33V140H32ZM34 141H35V140H34ZM82 141H83V142H82ZM103 141L105 142V144H103V143H104ZM112 141H114V142H112ZM223 141H224V144H222ZM226 141H228V142L225 143ZM246 141H247V142H246ZM250 141L253 142V143H250ZM65 142H67V141H65ZM79 142H80V143H79ZM83 143H84V144H83ZM245 143H244V145H246ZM260 143H263V144L261 145ZM34 144H36V143H34ZM81 144H82L83 146H82ZM173 144H174V146H175V145H178V144H176L175 142H174ZM232 144H233V145H232ZM248 144H249V145H248ZM257 144H258V145H257ZM57 145H60V142H59V144H57ZM169 145H172V144H169ZM221 145H222V146H221ZM255 145H256V146H255ZM37 146H39V145H36L35 148H36ZM218 146H217V147H218ZM231 146H233L234 149H233V147H231ZM179 147H180V146H175L174 148H175V150H176V149H178ZM226 147H227V148H226ZM87 148H86V149H87ZM89 148H90V147H89ZM237 148H238V149H237ZM256 148H257V149H256ZM36 149L38 150V148H36ZM255 149H256V150H255ZM222 150H223V148L221 149V151H222ZM254 150H255V151H254ZM25 151H26V152H25ZM25 151H23V152H25L26 154L23 153L21 150H19V152H18V150H17L15 153H13V156L10 157L11 159L9 158L10 160H9V159L7 160L8 162L5 161V160H6V158H5V159L3 160L4 163L7 162V164L5 163V164L7 165V167H8V165H9V163L11 164V162H12L13 164H15V166H14L15 168H13L12 171L17 170V169L19 168V169H18L19 174L22 173V172H24V171L22 170L21 167L23 166V163H24L25 161H27L28 164H31L32 168H34V165L36 164V161H34L35 159H33L34 157L32 158V156H29V155H28V154L30 153V151H29L28 149H25ZM38 151H40V149H39ZM250 151H251V152H250ZM252 151H253V152H252ZM257 151H258V153H257ZM259 151H260V152H259ZM20 152H22L23 154L20 153ZM27 152H28V153H27ZM31 152H32V151H31ZM249 152H250V153H249ZM253 153H254V154H253ZM252 154H253V155H252ZM258 154L261 156V158H260V156H259ZM162 155H164V154H161V156H162ZM172 155H177V154H176V152H174V154H172ZM172 155L169 154V155L167 156L168 158H166V159H167V160L170 159V158L172 159ZM254 155H255V156H254ZM169 156H170V158H169ZM237 156H238L239 158H238ZM250 157H249V158H250ZM255 157H256V158H255ZM30 158H31V159H30ZM174 158H176V157H174ZM258 158H259V160H257ZM32 159H33V160H32ZM149 159H150V158H149ZM23 160H24V162H23ZM29 160H30V161H29ZM245 160H247V159H245ZM256 160H257V161H256ZM10 161H11V162H10ZM153 161H154V160H152L151 162H153ZM260 161H261V162H260ZM262 161H263V162H262ZM22 162H23V163H22ZM69 162H71V160H70ZM246 162H247V161H246ZM258 162H259V163H258ZM2 163H3V162H2ZM19 163H20V164H19ZM32 163H33V164L35 163V164L32 165ZM74 163H75V164H74ZM250 163H251V162H250ZM253 163H254V164H253ZM255 163H256V164H255ZM257 163H258L259 165H258ZM70 164H72V169H71V167H69L71 170L68 169V173H67V175H68V174H70V175L72 174L73 176H72V175H71V176L69 175V178H68V179H69V180H72V181H74V180L76 181V180L78 179L77 176H79V175H77V172H78L79 169H76V170H74V169H75L76 167H78V163H77V161L72 160V162H71ZM73 164H74V165H73ZM262 164H263V165H262ZM21 165H22V166H21ZM76 165H77V166H76ZM104 165H105V164L103 163V164L100 165V167L98 166V167H99V170H98V167H97V169H96V168H95V169H94V168H92V169L90 168V169L88 170V172H94V175H93L94 178H95V177H96V178H97V177L100 178V177L102 176V177H104V178H103L104 180H106L107 177H108V179H111L110 177H111L112 175H116V174L112 172V169H111L110 167H109V168L107 167V168H108V170L110 169L111 172H108V170H107V172H106L105 170H106L107 168H106ZM252 165H251V166H252ZM254 165H255L256 167H255ZM74 166H76V167H74ZM106 166H107V164H106ZM261 166H262V167H261ZM10 167H12V166H10ZM101 167H102V168H101ZM30 168H31V167H30ZM103 168H105V170H103V172H102V169H103ZM100 169H101V170H100ZM110 170H109V171H110ZM39 171H40V170H39ZM69 171H70V172H69ZM131 171H133V170H131ZM241 171H242V172H241ZM72 172H73V173H72ZM101 172H102V173H101ZM257 172H256V173H257ZM110 173H111V175H110ZM112 173H113V174H112ZM124 173H125V172H124ZM124 173H122L121 175L123 176ZM132 173H133V172L130 173V171H129V174H130L131 176H129L128 173H127V174H128L129 177H133L134 174L137 173V171H136L135 173H133V176H132ZM258 173H257V174H258ZM38 174H39V172H38ZM78 174H79V173H78ZM95 174H96V175H95ZM97 174H98V175H97ZM99 174H100L101 176H99ZM259 174H260V173H259ZM39 175L42 176V177H41V180H42L43 175H42L41 173H40ZM76 175H77V176H76ZM121 175H120V176H121ZM125 175H126V174H125ZM125 175H124V176H125ZM241 175H242V176H241ZM40 176H39V177H40ZM75 176H76V177H75ZM240 176H241V177H240ZM248 176H249V177H248ZM126 177H127V176H126ZM129 177H127V178H129ZM73 178H74V179H73ZM39 179H40V178H39ZM68 179H67V181H69ZM100 179H101V178H100ZM108 179H107V180H108ZM254 179H256V180H254ZM72 181H71V182H72ZM75 181H74V182H75ZM32 182H34V180L31 181V183H29L27 186H26V185L23 186V188H24L23 191H24V192L27 190V188L30 187V185H32ZM63 182H66V180H64ZM36 183H37L38 185H40V183L35 182V186H33V190H35V189L37 190V188H38V187H37L38 185H37ZM85 187H86V185H85ZM85 187H84L83 185H81L82 191H83V189H85L82 193H81V191H80L81 189H80L79 187H77L76 191H74V192L72 193L73 200H72V199H67V200L64 199V202H62L63 200H62V201L60 200L61 203L57 201V204H56V206H55V209H56V210L53 209L54 207L52 208L53 211H52V209H51V212H53V213H52V214H53V215H52V220H55L57 217L59 218V219L57 218V220H55V222H57V225H58V227L55 226V229H56L55 231H53V229L48 230L47 223H46V224L44 223V224L46 225V227H45L44 224H41V225H38L39 227H37L36 229H31V228H30L29 234H27V235L25 236V238H23V239L21 238V239H20V238L17 237L18 239H17V240L15 239L16 241L14 240L15 243L13 242V244L11 243L13 240H11V239L8 240V244H6L5 247L8 246V247H6V248H7L8 250H10V251H8L7 253L4 252L6 255L4 254V255H1V256H0V264H23V263H25V264H75V263L78 264L77 262L80 263V260H76V259H74V261H73V260H69V262H68V259H69V254H68V253H70V251H69L68 249L71 248L70 250H71L72 252L74 251L73 253H75V254H73V253L71 252V253L73 254V255H71V256L73 257V256H75V255L77 254L76 251H78V252H79V250L82 251L85 247H86V248H85L86 250H87V248H88V250H87L88 252H91V253L89 254V257H91V258H90V262H91L92 264H93L94 262H95L94 264H128V261H126V260L124 259L125 257L122 256V254H120V253H121L120 251H118V250H119L118 248H120V245H118V246L116 247V242H115V243H114L113 245H111L110 248H109V246H108V247H107V246H103V245L101 244L102 242H101L100 240H98V239H100L99 237H97L98 233H99V234H100V233L107 234V232H108V231H105V230L103 229V227H102V229L99 227V228H98L99 230L97 229L98 231L95 229V228L98 227V225L96 224V223H97V220L101 217V212H100L101 210H100V209H101V207L103 206V202H101V199H100L101 197L99 196L98 193H96V194H97V195H96L95 193H92L91 191H89V189H87L88 187H87V188H85ZM253 187H254L255 189H254ZM262 187H263V189H262ZM115 188H118V187H115ZM258 188H259V190L262 192V194H261V192H259V191L257 190ZM36 190H35V192H36ZM86 190L88 191V194L85 193V192H87ZM254 190L258 191L259 193H257V192L254 191ZM118 191H119V190H118ZM118 191L115 192V194H117V195H116V196L114 195V197H115L117 200H119V199H121V198H122V199L125 198L126 201H129L130 196H131V198H132V195L130 194L129 191H127V192H126V191H124V192L121 191V193L119 194L120 196H118V193L120 192V191H119V192H118ZM90 192L92 193V196H91V197L88 196L89 194L91 195ZM125 192H126V193H125ZM250 192H251V193H250ZM123 193H124V194H123ZM256 193H257V194H256ZM34 194H35V193H33V195H34ZM85 194H86V195H85ZM93 194L96 195V198H95V195H93ZM127 194H128V195H127ZM125 195H126V196H125ZM85 196H86V197H87V196L89 197V198L87 197L88 200L86 199ZM97 196H98V198H97ZM121 196H122V197H121ZM261 196H260L258 199H259V200L261 199V201H259V202H262V203H260V204L258 203L259 205L257 204V208H256V209H257V213L259 212L258 214H260L259 216H261L260 219H259V221H260L259 227H260L261 229H260L259 233L257 234L258 236L256 237V239H257V243H258V244L260 243V245H258V246H260V249H261L262 253H264V251H263V250H264V199L261 198ZM99 197H100V198H99ZM119 197H120V198H119ZM128 197H129V198H128ZM115 198H113V199H114V202L117 201V200H115ZM92 199H93V200H92ZM122 199H121V200H122ZM90 200H91V201H90ZM95 200H96V201L99 200V202H100L99 204L101 205L100 207H99L98 202H96ZM125 200L123 199V202H124ZM24 201H26V200H24ZM24 201H23V202H24ZM84 201H85L86 203H85ZM89 201H90V202H89ZM92 201H93V202H92ZM119 201H120V200H119ZM119 201L115 202V204H118ZM126 201H125V203H126ZM130 201H131V199H130ZM10 202H12V200L9 201V203H10ZM121 202H122V201H121ZM123 202L121 203L122 205H121V204L113 205V207H114V206H116V208H117V207H121V208H119V209H121V212L119 211V209H117V210H118L117 212H118V213L120 212V215H119V216H121L122 212L124 211V212H123V213H124V217H127V218H126L127 221L125 220V218H122L123 215L121 216V218H122L123 220H125L126 223L128 222V224H127L126 226L130 225V222H131V225L128 226V228H130V229H128V232H129V233L131 232V233L129 234V235H130V240H133L135 237L140 236L139 232H142V231H143V232L141 233V235H143V233H144L143 238H141L142 236H140L139 238L144 239L145 242H144V240H142L144 243H147V242H148V239H149V238H153L152 236H154L155 234H157L156 236H161V235H163L164 233L168 234V232H169L168 229H169V228L166 227V223H165L166 220L168 221V219H165L166 217H163V216H165V214H166V212H167V211H166L167 209H166L165 207H164V209H163V208H162V209L160 208L162 213L165 211V212L163 213V216H160V215H162L161 212H160V213H161L160 215H157L158 212L160 211V209H158V208H157L158 211H157L156 209L154 210V211L157 212V214H156L155 212H153V210H151V211L153 212V214H154V213L156 214V217H155L154 215L151 216V215H152V212H151V215L148 214V213H150V209L147 210V211H145V210H144V211H141V212H143L144 214H141V212H139V215H138V216L140 217V218H139L140 220H143V219L146 217V219H144L145 223H146V221H148L147 219L150 217V218H149L150 220L148 221V223L151 221L150 223H151L152 227H151L150 223H149V225H150V227H149V225H147L148 223L145 224L144 222H143V223H144V227L141 228V227L139 226L141 229L145 228V229H144L145 231H144V230H141L138 226H135V225H138L137 223L131 221L132 219H130V218H131V216L133 217V215H128V214H129V213H128L129 211H127V210H129V208L131 209V208H132V205L124 206V205H126V204L123 203ZM91 203H93V204H91ZM96 203H97V204H96ZM101 203H102V204H101ZM94 204H95V205H98V206H95ZM81 205H82V206H81ZM86 206H87V207H86ZM122 206H124L125 208L122 209ZM129 206H130V207H129ZM259 206H260V207H259ZM98 207H99V208H98ZM128 207H129V208H128ZM146 207H147V206H146ZM69 208H70V209H69ZM76 208L78 209L76 212L72 211L73 209H76ZM116 208H115V209H116ZM126 208H127V210H125ZM143 208L145 209V207H143ZM143 208H141V209H143ZM97 209H98V210H97ZM115 209H114V210H115ZM146 209H147V208H146ZM99 210H100V211H99ZM126 211H127V212H126ZM55 213H57V214H55ZM96 213H97V215H96ZM125 213H127V215H126ZM54 214H55L56 216H55ZM90 214H92V215L90 216ZM98 214H100V216H99ZM130 214H131V213H130ZM145 214H146V215L148 214V215H150V216H146ZM71 215H72L73 217H72ZM95 215H96V216H95ZM142 215H144V216H142ZM166 215H167V214H166ZM53 216H55L56 218H54ZM59 216L62 217V218H60ZM92 216L94 217V219L96 218V219H95V220H96V223H94V220H92V219H93ZM157 216H158V218H157ZM87 217H88V218H87ZM142 217H144V218L142 219ZM147 217H148V218H147ZM151 217H152V218H151ZM154 217H155V220L153 219ZM70 218H71V219H70ZM82 218H83V219H82ZM91 218H92V219H91ZM97 218H98V219H97ZM161 218H162V219H161ZM60 219H61V220H60ZM129 219H130V220H129ZM70 220H78L77 223H74V226H75L74 231H73V232H68V234H67V231H68V230H66V231L64 230L65 232L63 231V232L61 233V232H60L61 229H62V227H60V225H61V221H63L62 223H66V222H68V221H70ZM82 220H85L86 222L90 220L89 222H92V221H93V222H92L91 224L88 222V225H86L87 227H85V223H86V222H85V221H82ZM91 220H92V221H91ZM162 220H163V221H162ZM59 221H60V222H59ZM79 221H80V222H79ZM153 221H155V222H153ZM158 221H159V222H158ZM161 221H162V222H161ZM164 221H165V222H164ZM58 222H59V223H58ZM83 222H84V225H83ZM125 222H124V223H125ZM157 222H158V223H157ZM160 222H161V224L158 225ZM51 223H52V222H51ZM51 223H49V224H51ZM134 223H135V224H134ZM143 223H142V224H143ZM80 224H81V225H80ZM89 224H90V225H89ZM95 224H96V225H95ZM132 224H133V225H132ZM142 224H141V225H142ZM94 225H95V226H94ZM145 225H147V227H145ZM155 225H158V227L161 226V230H164V227H166V228H165V231H166V229H167L168 231H167V232H164V231H163V232H162L163 234H162L160 228H159V229H156L157 231H154V230L152 231V230H150V229H155V228H156ZM163 225H164V226H163ZM92 226H93V227H92ZM134 226H135V227H134ZM154 226H155V227H154ZM83 227H85V229L87 228V229L89 230V231H88V230H87V231L93 234V235H91L93 238H91V237H90L91 239H90V238H86V239H84L85 242H82L83 240L80 238V237H81V234L79 233L81 230H80V231L78 230V229H82ZM136 227H137L138 229H140L141 231H140V230L138 231V229H137ZM90 228H91V229H90ZM148 228H149V229H148ZM75 230H76V232H75ZM90 230H91V231H90ZM100 230H101V231H100ZM102 230H104V231H102ZM149 230H150V231H149ZM159 230H160V231H159ZM99 231H100V232H99ZM137 231H138V232H137ZM147 231H148V232H147ZM151 231H152V233L154 232V233L152 234V236H151ZM158 231H159V234H160V235H158ZM31 232H32V233H31ZM132 232L135 234V237H134V234H133ZM135 232L137 233V235H136ZM145 232H147L148 234H146ZM75 233H77V235H75ZM149 233H150V235H149ZM164 235H165V234H164ZM164 235H163V236H164ZM75 236H76V237H75ZM79 236H80V237H79ZM95 236H96V237H95ZM132 236H133V237H132ZM156 236H154V239H151V241H152V240H155V239H156V238H155ZM163 236H161V237H163ZM26 237H27V238H26ZM32 237H34V238H32ZM73 237L78 238L79 240H78V239H77V240H76V239H75V240H72V239H74ZM128 237H129V236H128ZM146 237H147V238H146ZM148 237H149V238H148ZM107 238H108V236H107ZM109 239H110V238H109ZM111 239H112V238H111ZM111 239H110V240H111ZM99 241H100V242H99ZM108 241H109V240H108ZM140 241H141V240H138L139 243H140ZM149 241H150V239H149ZM155 241H156V240H155ZM17 242H19V243H17ZM21 242H22V243H21ZM96 242H97V243H96ZM138 242H137V244H139ZM143 242L140 243V244H142V246L139 244V245L142 247L141 250H142L143 254L149 252V254H146V255L149 256V255H151L150 252H153V253H154V254H153L154 258H153V259L155 260V252H154V249H153V248L155 247V246H154L155 242H154V241L151 242V248H150V243H149V242H148L149 244L146 245V247H145V245L143 246ZM60 243H61V244H62V243H63V244L65 243L64 245H66V243H67L68 245L64 246V245L62 244V246H61ZM95 243H96V244H95ZM16 244H17L18 246H17ZM47 244H48V245H47ZM99 244H101V245H99ZM152 244H153V245H152ZM54 245H55V246H54ZM58 245H60V247H59ZM139 245H138V246H139ZM262 245H263V246H262ZM27 246H28V247H27ZM57 246H58V248H56ZM69 246H70V248H69ZM15 247H17V248H15ZM65 247H67L68 249H66ZM83 247H84V248H83ZM143 247H145V248L143 249ZM152 247H153V248H152ZM97 248H99V249H100V248H101V249L105 248V249H107L109 252H105V251L102 252L101 250H99V249H97ZM147 248H148V249H147ZM149 248H150L151 250H150ZM115 249H116L118 252H117V253H112V252H114ZM11 250H12L13 252H12ZM25 250H26V251H25ZM57 250H59V251H57ZM67 251H69V252H67ZM119 252H120V253H119ZM8 253H9V254H8ZM56 253H57V255H56ZM61 253H62L63 255H62L61 257L58 256V254H61ZM66 253H67L68 255H67ZM107 253H108V254H107ZM29 254H30V255H29ZM106 254H107V255H106ZM116 254L118 255V258H117V256L114 257V255H116ZM119 254H120V255H119ZM90 255H91V256H90ZM105 255H106V256H105ZM144 255H145V254H144ZM163 255H164V254H163ZM263 255H264V254H263ZM153 256H151V258L149 257V259H152ZM19 257H20V258H19ZM72 257H71V259H73ZM76 257H77V256H75V258H76ZM120 257H121V259H120ZM156 257L159 258V257H162V256L159 255V256H156ZM66 258H68V259H66ZM153 259H152V260H153ZM24 260H27L28 262H27V261H24ZM61 260H62V261H61ZM120 260H121V261H120ZM152 260H151V261H152ZM154 260H153V261H154ZM29 261H30V263H29ZM33 261H34V262H33ZM38 261H39V262H38ZM64 261H65L66 263H65ZM72 261L75 262V263H73ZM88 261H89V258H88ZM153 261H152V262H153ZM90 262H89V263H90ZM167 263H168V262H167ZM262 264H264V258H263Z\"/></svg>", "mask_w": 264, "mask_h": 264}]
</instances>
